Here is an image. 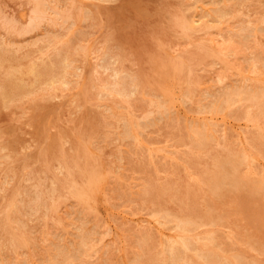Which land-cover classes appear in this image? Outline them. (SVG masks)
<instances>
[{
	"label": "rangeland",
	"instance_id": "1",
	"mask_svg": "<svg viewBox=\"0 0 264 264\" xmlns=\"http://www.w3.org/2000/svg\"><path fill=\"white\" fill-rule=\"evenodd\" d=\"M26 1L27 2L29 1V3H27ZM50 1L53 3H51ZM108 1L109 2L111 1V2L109 3ZM193 1H195V0H104V1L103 0H72V1L71 0H57V1L56 0H48L49 6H51L52 8L50 7L47 10V12L45 14V18L38 25L39 28H38V26L35 28H30L29 20L33 16V13H34L33 8L35 7V0H11V1L10 0H0V33H1L0 34V37H1L0 38V47H1V49H0V107H1L0 108V154H1V157H0V189H1L0 190V261L1 262H0V264H8V263H10V264H37V263L38 264H42V263L43 264H67L66 262H68V264H73V263H75V264H78V263L79 264H98V263L102 264L103 262L104 263L106 262L105 264H111V263L112 264H116V263L117 264H122V263L123 264H128V263H131V264H149V260H151V259L152 260L150 261V264H154V263L155 264L156 263L157 264H166L168 256H169V255H167V254H169V252H167L166 247H167V244L169 242L173 243V251L177 257L180 258V256H181L182 259L190 258L188 260L192 261L193 264H211V263H213V261H214L213 264H215V262L217 260L221 259V257H222L221 260H223L226 264H230V263L231 264H235V263L236 264H245V263L246 264H264V263H262V262H264V241H263L264 240V210H263L264 209V200H263L264 199L263 198L264 197V194H263L264 193V161H263L264 157L263 156L264 155H262V154H264V152H263L264 151V136H263L264 133L260 134V132H264V128H263L264 127V119H262V118H264V109H263L264 108V104H263L264 103V93H263V89H264V72H263V69H264L263 68L264 67V60H263L264 59V46H263L264 45L263 44L264 43V35H263L264 34L263 33L264 32V28H263V26H264V4L263 3H264V1H262V0H244V1L243 0H228L229 2H226L227 0H221V1L220 0H209V1L208 0H196L195 2H193ZM203 1H206V2H203ZM207 1H208V3H207ZM225 2L228 4L225 5L226 4ZM17 4H18V6H17ZM231 5H232V7H231ZM55 6H57V7H55ZM65 6H66V8H65ZM71 6H72V8H71ZM83 8H84V12H83V10H81ZM61 9H63L64 12ZM206 9H208V10L206 11ZM221 9H222V11H221ZM96 10H98V11H96ZM235 10H236V13H235ZM21 11H23V12H21ZM53 12H54V14H53ZM68 12H70V13H68ZM170 12H171V14H170ZM240 12H241V14H240ZM61 13H62V15H61ZM65 13H66V15H65ZM150 13L152 16L150 15ZM210 13H211V15H210ZM221 13L223 14V16ZM10 14H12V15H10ZM237 14L240 16H238ZM21 15H22V17H20ZM94 15L96 17L97 16L98 17L96 18ZM174 15H175L177 21H176ZM5 16H7V17H5ZM170 16H171V18H170ZM52 17H54V18H52ZM192 17H194V18L196 17L195 19H197V20L194 23H192L193 26H190L192 24H189V20ZM6 18L8 20H5ZM156 18L160 19L159 20L160 22ZM161 18H162L163 22H162ZM238 18H239V20H238ZM122 19H123V21H122ZM11 20H13V21H11ZM21 20H23V21H21ZM155 20H157V21H155ZM172 20H174V21H172ZM184 20H186V22H184ZM110 21H112V22H110ZM187 21H188V23H187ZM220 21H223V22H220ZM260 21H262V22H260ZM12 22H14V23H12ZM177 22H179V23H177ZM10 23H12L13 26H11ZM57 23H59V24H57ZM160 23H161V25H160ZM245 23H247V24H245ZM108 24L110 26H108ZM155 24L156 25L159 24V25L156 26ZM90 25H91V27H90ZM147 25H148V27H147ZM176 25H178V27ZM63 26H65V27L63 28ZM80 26L83 28L81 29ZM240 26H241L242 30H240L241 29ZM246 26H248V27L246 28ZM89 27H90V29H89ZM220 27H222V28H220ZM17 28H19L20 31H17V30H19ZM43 29H45L46 32ZM63 29L65 32L63 31ZM51 30L54 32V36H53V32ZM67 30H69V32ZM91 30H93V31H91ZM185 30L187 31V33ZM250 30L251 31L255 30V31L248 32ZM22 31H23V33H22ZM180 31H181V33H180ZM55 32H56V34H55ZM66 32L69 34H67ZM86 33H88V34H86ZM107 33H108V35H107ZM185 33L187 35H185ZM36 34H37V36H36ZM45 34H47V35H45ZM60 34H62V35H60ZM78 34H79V36L81 35V37H83V38L79 37ZM217 34H219V35H217ZM50 35H51V37H50ZM56 35H58V36H56ZM70 35L72 37H74L76 35L77 36L74 37L75 39L74 38L72 39V37ZM101 35H102V37H101ZM175 35H177V36H175ZM239 35H241V36H239ZM247 35H249V36H247ZM212 36H214L213 37L214 39L212 38ZM36 37H39V38L36 39ZM40 37L43 39L41 40ZM58 37L59 38L61 37L63 42L60 41L61 39H59ZM244 37H246V38H244ZM249 37H250V39H249ZM53 38H55V39H53ZM64 38H66L67 40L66 39L64 40ZM211 38H212V40H211ZM5 39L7 41H5ZM104 39H105V41H104ZM253 39H254V41H253ZM47 40H49V41H47ZM106 40H107V42H106ZM2 41H4V42H2ZM17 41H19V42H17ZM199 41H201V42L203 41V43H201ZM5 42H7V43H5ZM9 42H11V43H9ZM46 42L48 45L46 44ZM238 43H240V44H238ZM224 44H225L226 49L223 48ZM3 45H5V46H3ZM62 45H63V47H62ZM84 45H85V47H84ZM184 45H185V47H184ZM205 45H206V47H205ZM2 46H3V48H2ZM39 46H40V48H39ZM42 46H44V48ZM68 46H70V48ZM163 46H164V48H163ZM229 46H230V48H229ZM235 46H237V47H235ZM9 47H12V48L9 49ZM234 48H236V49L239 48L237 50L238 51L242 50V51L238 52L236 49L234 50ZM249 48L250 49L253 48L254 50L251 49L252 50L251 51ZM13 49H15V50H13ZM204 49H205V53H204ZM66 50L67 51L69 50V51L67 52ZM168 50L170 51V53ZM5 51H7V52H5ZM65 52L68 55H65ZM95 52H97V53L95 54ZM135 52H137L138 55ZM152 52H153V54H152ZM215 52H216V55H215ZM224 52L227 54V56L224 55ZM245 53L246 54L248 53L247 55H249V56H247ZM88 54H91V55L89 56ZM161 54H163V55H161ZM234 54H235V56H234ZM27 55H29V56H27ZM164 55H167V56L162 57ZM250 55H251V57H250ZM254 55H257V56H254ZM154 56H155V58H153ZM28 57H30V58H28ZM34 57H36L37 59ZM110 57H112V58H110ZM19 58H20V60H19ZM64 58H66V59H64ZM229 58H230V60H229ZM245 58H247L249 60L248 63H247V59H245ZM261 58H262V60H261ZM74 59H75V61H74ZM76 59H78V60L76 61ZM224 59L227 61V63H225L226 61ZM59 60H61V61H59ZM167 60H168V62H167ZM228 60H229V62H228ZM10 61H12V62H10ZM110 61H111V63H110ZM155 61H157L159 66L157 65V63ZM170 61L172 62V64ZM213 63H215V64H213ZM236 63L239 66H236ZM251 63H253V64H251ZM261 63H263V64H261ZM28 64H30L31 67ZM74 64H75V66H74ZM233 64H235V65H233ZM246 64H248L249 66H247ZM147 66L150 68H148ZM258 66H260V69ZM261 66H263V67H261ZM218 67L220 69H218ZM250 67H253V68L250 69ZM87 68H88V70H87ZM112 69H114V70H112ZM157 69H159V70H157ZM248 69H250V70H248ZM10 70L12 71V73H10L11 72ZM15 70H16V72H15ZM218 70H219V72H217ZM234 71L235 72L240 71V72L239 73L236 72V74H235ZM113 72H115V73H113ZM219 73H221L220 74L221 76L219 75ZM120 74H121V76H120ZM238 74H240V75H238ZM166 76H168L169 79ZM35 77L37 80L35 79ZM217 77H218V79H216ZM47 78H49V79H47ZM222 78H223V80H222ZM208 79H210L211 82ZM231 80L234 82L232 83ZM44 81H46V82L44 83ZM116 81L119 83L118 86L115 84ZM206 81H207V83H206ZM25 82L27 85L25 84ZM215 83H216V85H215ZM237 83L240 84V86ZM24 84H25V86H24ZM120 84H122V86ZM200 84H202V86H200ZM18 85H20V86H18ZM50 85H52V86H50ZM102 85H104V87H102ZM123 85H124V87H123ZM170 85L174 88H172ZM39 86H41V87H39ZM42 86H44V87H42ZM114 86H116V87H114ZM152 87H153V89H152ZM215 87H217V88H215ZM237 87L242 89L243 96L242 97H235L234 99H227L228 95L230 94L232 89L237 88ZM118 88H120V89L118 90ZM129 88H131L132 90L130 89V91H129ZM170 88H171V90H170ZM179 88H181V89H179ZM122 89H124V90H122ZM111 90L112 91L114 90V91L112 92ZM145 90H147V91L145 92ZM205 90H207V91H205ZM28 91H30V92H28ZM192 91H193V93H192ZM223 91L227 95L226 97H225V94L223 93ZM127 92H129V93H127ZM148 92L149 93L151 92L150 93L151 95ZM163 92H164V94H163ZM201 92H202V94H201ZM16 93H18V94H16ZM254 93H257V99H260V100L254 99V100H256L255 101L256 103L254 102L253 99L250 98L251 95ZM80 94L82 97L80 96ZM118 94L120 95V97ZM145 94H148V96ZM154 94H155V96H154ZM172 94H173L174 98L172 97ZM51 95H53V96H51ZM181 95H182V97H180ZM197 95L198 96L203 95V96H199V98H198ZM11 96H13V97H11ZM30 97H32L33 99ZM156 98H158V99H156ZM205 98H207V99H205ZM23 99H24V101H23ZM36 99H37V101H36ZM123 99L127 100V103ZM226 99H227V102H226ZM3 100H4L5 104H3L4 103ZM5 100H7V102ZM153 100H154V102H153ZM158 100H159V102H158ZM206 100H207V102H206ZM78 101H80V102H78ZM257 101L260 102V105H259V102H257ZM209 102H211V103L209 104ZM228 102L231 104H229ZM247 102H249V103H247ZM7 103H8V105H7ZM104 104H105V106L103 107ZM120 104H121V106H120ZM187 104H189V105H187ZM224 104L227 105V107ZM261 104H263V105H261ZM118 105L120 107H118ZM153 105H155V106H153ZM215 105H216V107H215ZM243 105H244V107H243ZM259 106H260V108H259ZM108 107H110V108H108ZM122 107H126V108L122 109ZM201 107H202V109H201ZM33 108H34V111L32 110ZM155 108L157 109V111ZM181 108L183 110H181ZM211 108H213V109H211ZM46 109H48V110H46ZM147 109H149V110H147ZM214 109L216 111H214ZM239 109H242L243 111L239 110ZM258 109H260V110H258ZM76 110H78V111H76ZM120 110H122V111H120ZM198 110H200L199 113H198ZM219 110L222 114L219 112ZM257 110L261 111L263 114L261 112H258ZM148 111H151V113L148 117H145V114ZM24 112H25V114H24ZM210 112H211V114H210ZM244 112L245 113L248 112V113L245 114ZM30 113H32V114L30 115ZM44 113L46 115H44ZM80 113H81V115H80ZM133 114H134V116H133ZM196 114H197V116L198 115L199 116L197 117ZM218 114H220V115H218ZM254 114H256L255 117L253 116ZM229 115H231V117L233 115H234L233 117H235V115H236V117L239 115L240 117L239 118L238 117L237 118L236 117L231 118ZM41 116H42V118H41ZM105 117H107V118H105ZM130 117L131 118L134 117L136 119H134V118L131 119ZM191 117H193V118L191 119ZM241 117H243L244 119ZM207 118H208V120L206 121ZM117 119H118V121H117ZM151 119H152L153 123H152V121L150 122ZM193 119H195V121ZM218 119H221V120H218ZM128 120H129V123H128ZM141 120H143V121H141ZM137 121L139 122L140 125L138 124ZM156 121H158V122H156ZM201 121H202V123H201ZM230 121H231V123H230ZM235 121H236V123H234ZM223 122L225 124H223ZM251 122H254V124H253L254 126L252 125ZM198 123H199V126H198ZM250 124L252 125L251 127H250ZM218 125L220 126V128ZM237 125L238 126L241 125V127L240 126L238 127ZM260 125H262L263 127H261ZM8 126L11 129H9ZM48 126H49V129H48ZM145 126H146V128H145ZM157 126H159V127H157ZM169 126H170V128H169ZM236 126L238 129L236 128ZM45 127L47 129H45ZM137 127H138V130H137ZM255 127H256V130H255ZM209 128H211V129H209ZM227 128H228V130H227ZM5 129H7L8 132H7V130L5 131ZM122 129H124V130H122ZM158 129L161 131H159ZM198 129L202 130L201 132L204 133L203 136L198 135L196 133ZM141 130H143V131H141ZM189 130H191V131H189ZM258 130H259V133H258ZM37 131H39V132H37ZM138 131H139V133H138ZM205 131H207V132H205ZM212 132L214 133V135H212L213 134ZM147 133H148V135H147ZM206 133L207 134L209 133L208 134L209 136ZM223 133H224V136H223ZM245 134H246V137H245ZM259 135H261L262 137ZM217 136L218 137L220 136V137L218 138ZM148 137H149V139H148ZM221 137H222L223 141H222ZM192 138L194 140L196 138V140L194 141ZM198 138H199V140H198ZM234 138L235 139L237 138L236 141ZM252 138H254V139H252ZM164 139H166V140L164 141ZM137 140H138L139 144L137 143ZM218 140H219V143H218ZM238 140H239V142H237ZM252 140H253V143H252ZM113 141H115V142H113ZM204 141H205V143H204ZM209 141H210V143H209ZM153 142H155V143H153ZM198 142L199 143L201 142L200 145L198 144ZM242 142H244V143H242ZM165 143H166V145H165ZM192 143H194V145ZM119 144H120V146H119ZM125 144L128 146L126 147ZM129 144H131V145H129ZM135 144H136V146H135ZM211 144H212V146H211ZM253 144H254V146H253ZM2 145H4V146H2ZM139 145H141L143 148ZM156 145H157V147H155ZM181 145H182V147H181ZM197 145H199V146H197ZM225 145H227V146H225ZM177 146L178 147L180 146V147L178 148ZM87 147H89V149ZM173 147H176V148H173ZM187 147H189V148H187ZM207 147H208L209 151L207 150ZM5 148H7V149L5 150ZM209 148H211V149H209ZM247 148H248V150H247ZM153 149H155V150H153ZM160 149H162V150H160ZM203 149H206V150H203ZM250 149H252V151ZM156 150H157V152H156ZM231 150H232V152H231ZM217 151H218V153H217ZM227 151H229V152H227ZM11 152H12V154L10 156ZM135 152H137V153L135 154ZM146 152H149V153H146ZM245 152H246V154H245ZM183 153H185V154H183ZM189 153H190V155H189ZM226 153H228V154H226ZM117 154H119V155H117ZM254 154H256V155H254ZM30 155H31V157H30ZM170 155L172 156V158L174 157L175 159L174 158L172 159ZM181 155H183V156H181ZM213 155L216 157H214ZM236 155L239 157L237 158ZM250 155H252V156L250 157ZM222 156H224V157H222ZM225 156L226 157L228 156V158H226ZM93 157H94V159H93ZM134 158H135V160H134ZM148 158H149V161H148ZM184 158H185V160H184ZM231 159L233 161H231ZM241 159H243V160H241ZM94 160H96V161H94ZM197 160H199V161H197ZM219 160L221 162H219ZM179 162L182 164H180ZM157 163H159V164H157ZM171 164H172V166H171ZM211 164H214V166H212ZM249 164H251V165H249ZM93 165H94V167H93ZM213 167L217 170H215ZM226 167H227V169H224ZM92 168L94 170H92ZM206 168H207V170H206ZM211 168H212V170H210ZM247 168H250L253 171L250 169H247ZM87 169L88 170L90 169V171H88ZM105 170H106V172L104 173ZM186 170H188V172L190 174ZM42 171H43V173H42ZM113 171H114V173H113ZM172 171H173V173H172ZM227 171H229V172H227ZM239 171H240L241 175H240ZM258 171H260V172H258ZM87 173H90L91 177ZM96 174H97V176H96ZM226 174H234L236 176L237 180H239V181H237L236 184H234V186L232 184L230 185V183L224 182L226 180H222V179H223V176ZM201 175H202V177H201ZM219 175H221V176H219ZM257 175H259V177ZM189 176H190V178H189ZM204 176H206V177H204ZM25 178H27V179H25ZM49 178H51V179H49ZM115 178H117L116 182H115ZM140 178H142V179H140ZM118 179H119V181H118ZM123 179H125V181ZM209 180H210V182H209ZM241 181L243 182V184ZM2 183H4V185ZM22 183H24V184H22ZM132 184H133V186H132ZM140 184H141V186H140ZM142 184H144V185H142ZM217 184H218V186H217ZM226 184H228V185H226ZM115 185H118V186H115ZM202 185H204V186H202ZM236 185L238 186V188ZM224 186H228L230 188L227 189V187L225 188ZM255 186L257 188H254ZM197 188H198V190H197ZM214 188H216L217 190L215 189L216 190L215 191ZM101 189H102V191H101ZM119 189H120V191H119ZM192 189H194V190L191 192ZM224 189H226V192ZM222 190H224V192H222ZM229 190H231V191H229ZM50 191H53V192H50ZM95 191H96V193H95ZM124 191H126V192H124ZM147 191H148V193H147ZM175 191H176V193H175ZM195 191H196V194H194ZM234 191H235V193H234ZM250 191H252V192H250ZM245 192L247 194H245ZM150 193H152V194H150ZM212 193H213V195H212ZM154 194H156V195H154ZM248 195H250V196H248ZM206 196L207 197L209 196L208 197L209 199ZM256 196H257V198H256ZM32 198L35 200H33ZM171 198H172V200H170ZM196 199L198 202L196 201ZM230 199H231V201H230ZM204 200H208V201H204ZM209 201H211V202H209ZM13 202H15V203H13ZM130 202H132L131 203L132 205L130 204ZM186 202L188 203V205L185 204ZM204 202H205V204H204ZM219 202L221 204H218ZM228 202H230V203H228ZM133 203H134V205H133ZM15 205H17V207ZM104 205H106V206H104ZM196 205H198L199 207ZM261 205H263V206H261ZM101 206L103 207V209H101L102 208ZM107 206L109 207V209H107L108 208ZM124 206L127 207V209ZM150 206H152V207H150ZM207 206L210 207L209 210H208ZM60 207H61V209H60ZM158 208H159V210H158ZM243 208H245V209H243ZM257 208L259 210L256 211ZM164 210L169 213V215H167V217H166L167 221L165 218H163L161 216H158V215L154 216V212L162 213V212H164ZM169 210H171V211H169ZM200 210H201V212H200ZM213 210H214V212H213ZM215 210H217L219 214H217V211H215ZM202 211H203V213H202ZM121 212H123V213H121ZM241 212H243V213H241ZM139 213H141V215ZM212 213H214V214H212ZM215 213L217 215H215ZM138 214L140 217L138 216ZM188 215H189V217L195 218L199 222V225H198L197 221H196V223H192L193 225L192 224H186L185 227L183 228V230L181 231V232L184 231L182 234V233H180V229L175 228L176 227V219L178 217H188ZM213 215H214V217H213ZM107 216H109V217L107 218ZM206 216H208L209 219ZM134 218H135V221H134ZM11 219H12V221H11ZM220 219H222V220H220ZM231 219H233L234 221ZM255 219H256V221H254ZM162 220H164V221H162ZM153 221H154V223H153ZM232 221L234 224L232 223ZM72 222L75 226L73 224H71ZM168 222H169V224L172 222L171 225H169ZM77 223H78V226H76ZM111 224H112V226H111ZM156 224L160 225L161 227L157 226ZM195 224H197V225H195ZM201 224H203V225H201ZM244 224H245V226H244ZM68 225H70V227ZM92 225H94V226H92ZM255 225L258 226V228ZM215 226H217V227H215ZM158 227H159V229H158ZM202 227H203V229H202ZM220 227H221V229H220ZM200 228H201V230H200ZM223 228L225 229L224 231H223ZM83 229H84V231H83ZM187 229L188 230L190 229V230L188 231ZM234 229H237V230L235 231ZM178 230H179V232H178ZM191 230L194 232H192ZM230 230H232V231H230ZM172 231H173V233H172ZM244 231L248 234H245ZM75 232H76V234H75ZM142 232H144L145 234ZM158 232L163 237H161L160 234L158 235ZM53 233H54V235L52 236ZM80 233H81V235H80ZM85 233H86V235H85ZM147 233L149 236L146 235ZM203 233H205V234H203ZM235 233H236V235H235ZM91 234H92V236H91ZM175 234H177V235H175ZM189 234H190V236H189ZM231 234H232V236H231ZM228 235H229V237H228ZM44 236H46V237H44ZM143 236H144V238H143ZM239 236L241 238H239ZM85 237H87V238H85ZM107 237H109V238H107ZM135 237L137 239H135ZM138 237H140V238H138ZM154 237H157V239ZM246 237L248 238V240L246 239ZM231 238L234 240L231 241L232 240ZM250 238L253 240H251ZM255 238H256V241H255ZM23 239H25V240H23ZM44 239H46L47 241ZM89 240H91V241L89 242ZM142 240L144 242H142ZM153 240H155V241H153ZM69 241H70V243H69ZM78 241H80L79 242L80 247L77 244ZM139 241L141 242V244ZM183 241L186 244H189V243L190 244L184 245ZM234 241H236V243ZM245 241H247V243H245ZM181 242H183V243L181 244ZM214 242L216 244L215 246H214ZM9 243H11V244H9ZM83 243H84V245H82ZM142 243H144V244H142ZM251 243H254V244L251 245ZM258 243H260V244H258ZM104 244H106V246ZM136 244H138V245H136ZM242 244H244V245H242ZM247 244H249V245H247ZM90 245H91V247L89 249L88 247ZM133 245L136 247H134ZM147 245H149V246H147ZM152 245L157 246V248L158 247L159 248L157 249L156 247H153ZM164 245H166V246H164ZM231 245L233 246V248ZM253 245H255V246H253ZM62 247H63V249H62ZM150 248H151V250H150ZM188 248H189V250H188ZM258 248H260V249H258ZM61 249H62V251H61ZM86 249L89 252L86 253ZM104 249H105V251H104ZM66 250H68V251L66 252ZM198 250L206 251L205 253L207 254V257L197 258V256H195L196 255L195 251H198ZM208 250H210L211 252ZM250 250H251V252H250ZM212 251H213V253L216 252L215 255L217 254L216 255V257H218L217 259L215 258ZM53 252L56 254H54ZM70 252H73V253L70 254ZM148 252H149V254H148ZM157 252L160 254H157ZM179 252H181V253H179ZM240 252H242V253H240ZM63 253H64V255H63ZM234 253H235L236 258L234 257ZM68 254L71 257L68 256ZM25 255H27V256H25ZM45 255L47 257H45ZM91 255H92V257H91ZM150 255L153 257H151ZM164 255H167V256H164ZM227 255H228V257H226ZM12 256H14V257H12ZM78 256H80V257H78ZM131 256H132V258H131ZM135 256L137 257V259ZM247 256H249V257H247ZM253 256H254V258H256L255 260H254ZM67 257H69V258H67ZM72 257H73V260H72ZM144 257H145V259H144ZM210 257H212L213 259ZM165 258H167V259H165ZM5 259H6V261H8V263L5 262ZM124 259H125V261H124ZM236 259H238V260H236ZM9 260H11V262ZM126 260H128V261L126 262ZM208 260H210V261L213 260V261L209 262ZM228 260H230L231 262ZM49 261H51V262H49ZM57 261H59V262H57ZM205 261H207V262H205ZM250 261H251V263H250ZM12 262H14V263H12ZM167 264H169V263H167Z\"/></svg>",
	"mask_w": 264,
	"mask_h": 264
},
{
	"label": "bare ground",
	"instance_id": "2",
	"mask_svg": "<svg viewBox=\"0 0 264 264\" xmlns=\"http://www.w3.org/2000/svg\"><path fill=\"white\" fill-rule=\"evenodd\" d=\"M10 1H11V0H10ZM56 1H57V0H56ZM71 1H72V0H71ZM103 1H104V0H103ZM195 1H196V0H195ZM195 1H193V2H195ZM208 1H209V0H208ZM208 1H207V3H208ZM220 1H221V0H220ZM243 1H244V0H243ZM243 1H242V2H243ZM262 1H264V0H262ZM262 1H261V2H262ZM26 2H27V1H26ZM26 2H25V3H26ZM50 2H51V1H50ZM60 2H61V1H60ZM108 2H109V1H108ZM110 2H111V1H110ZM110 2H109V3H110ZM126 2H127V1H126ZM141 2H142V1H141ZM191 2H192V1H191ZM203 2H206V1H203ZM211 2H212V1H211ZM226 2H229V1L227 0ZM226 2H225V3H226ZM27 3H29V1H28ZM51 3H53V2H51ZM63 3H64V2H63ZM63 3H62V4H63ZM130 3H131V2H130ZM214 3H215V2H214ZM218 3H219V2H218ZM237 3H238V2H237ZM237 3H236V4H237ZM20 4H21V3H20ZM73 4H74V3H73ZM135 4H136V3H135ZM176 4H177V3H176ZM199 4H200V3H199ZM212 4H213V3H212ZM227 4H228V3H226L225 5H227ZM233 4H234V3H233ZM263 4H264V3H263ZM118 5H119V4H118ZM133 5H134V4H133ZM218 5H219V4H218ZM17 6H18V4H17ZM19 6H20V5H19ZM78 6H79V5H78ZM147 6H148V5H147ZM178 6H179V5H178ZM196 6H197V5H196ZM210 6H211V5H210ZM238 6H239V5H238ZM5 7H6V6H5ZM25 7H26V6H25ZM33 7H34V6H33ZM50 7H51V6H49V2H48V0H35V7L33 8V9H34V11H33L34 13H33V16H32V17L30 18V20H29V26H30V28H35V27H37V26L41 23V21L45 18V14H46L47 10H48ZM55 7H57V6H55ZM76 7H77V6H76ZM98 7H99V6H98ZM118 7H119V6H118ZM181 7H182V6H181ZM213 7H214V6H213ZM229 7H230V6H229ZM231 7H232V5H231ZM241 7H242V6H241ZM241 7H240V8H241ZM19 8H20V7H19ZM23 8H24V7H23ZM26 8H27V7H26ZM30 8H31V7H30ZM51 8H52V7H51ZM53 8H54V7H53ZM65 8H66V6H65ZM71 8H72V6H71ZM74 8H75V7H74ZM86 8H87V7H86ZM110 8H111V7H110ZM135 8H136V7H135ZM211 8H212V7H211ZM216 8H217V7H216ZM237 8H238V7H237ZM11 9H12V8H11ZM33 9H32V10H33ZM58 9H59V8H58ZM67 9H68V8H67ZM93 9H94V8H93ZM139 9H140V8H139ZM141 9H142V8H141ZM143 9H144V8H143ZM231 9H232V8H231ZM8 10H9V9H8ZM8 10H7V11H8ZM13 10H14V9H13ZM28 10H29V9H28ZM28 10H27V11H28ZM51 10H52V9H51ZM56 10H57V9H56ZM61 10L64 12L63 9H61ZM81 10H83V12H84V8L81 9ZM136 10H137V9H136ZM198 10H199V9H198ZM200 10H201V9H200ZM207 10H208V9H206V11H207ZM212 10H213V9H212ZM237 10H238V9H237ZM15 11H16V10H15ZM49 11H50V10H49ZM79 11H80V10H79ZM89 11H90V10H89ZM89 11H88V12H89ZM96 11H98V10H96ZM146 11H147V10H146ZM203 11H204V10H203ZM221 11H222V9H221ZM225 11H226V10H225ZM241 11H242V10H241ZM244 11H245V10H244ZM248 11H249V10H248ZM2 12H3V11H2ZM5 12H6V11H5ZM21 12H23V11H21ZM30 12H31V11H30ZM30 12H29V13H30ZM58 12H59V11H58ZM63 12H62V13H63ZM104 12H105V11H104ZM164 12H165V11H164ZM214 12H215V11H214ZM216 12H217V11H216ZM219 12H220V11H219ZM238 12H239V11H238ZM62 13H61V15H62ZM68 13H70V12H68ZM76 13H77V12H76ZM98 13H99V12H98ZM102 13H103V12H102ZM142 13H143V12H142ZM148 13H149V12H148ZM235 13H236V10H235ZM252 13H253V12H252ZM48 14H49V13H48ZM51 14H52V13H51ZM53 14H54V12H53ZM77 14H78V13H77ZM164 14H165V13H164ZM166 14H167V13H166ZM170 14H171V12H170ZM186 14H187V13H186ZM221 14H222V13H221ZM226 14H227V13H226ZM240 14H241V12H240ZM10 15H12V14H10ZM10 15H9V16H10ZM23 15H24V14H23ZM57 15H58V14H57ZM65 15H66V13H65ZM70 15H71V14H70ZM79 15H80V14H79ZM98 15H99V14H98ZM102 15H103V14H102ZM150 15H151V13H150ZM193 15H194V14H193ZM201 15H202V14H201ZM210 15H211V13H210ZM216 15H217V14H216ZM235 15H236V14H235ZM237 15H238V14H237ZM254 15H255V14H254ZM47 16H48V15H47ZM83 16H84V15H83ZM89 16H90V15H89ZM94 16H95V15H94ZM116 16H117V15H116ZM140 16H141V15H140ZM151 16H152V15H151ZM153 16H154V15H153ZM165 16H166V15H165ZM196 16H197V15H196ZM222 16H223V14H222ZM238 16H240V15H238ZM242 16H243V15H242ZM242 16H241V17H242ZM5 17H7V16H5ZM20 17H22V15H21ZM29 17H30V16H29ZM56 17H57V16H56ZM84 17H85V16H84ZM95 17H96V16H95ZM95 17H94V18H95ZM97 17H98V16H97ZM97 17H96V18H97ZM100 17H101V16H100ZM143 17H144V16H143ZM143 17H142V18H143ZM160 17H161V16H160ZM174 17H175V15H174ZM174 17H173V18H174ZM214 17H215V16H214ZM8 18H9V17H8ZM15 18H16V17H15ZM18 18H19V17H18ZM48 18H49V17H48ZM52 18H54V17H52ZM59 18H60V17H59ZM63 18H64V17H63ZM68 18H69V17H68ZM71 18H72V17H71ZM116 18H117V17H116ZM170 18H171V16H170ZM182 18H183V17H182ZM195 18H196V17H195ZM195 18L192 17V18L189 20V24L194 23V22L197 20V19H195ZM217 18H218V17H217ZM242 18H243V17H242ZM246 18H247V17H246ZM248 18H249V17H248ZM250 18H251V17H250ZM72 19H73V18H72ZM92 19H93V18H92ZM128 19H129V18H128ZM156 19H158V18H156ZM175 19H176V17H175ZM183 19H184V18H183ZM183 19H182V20H183ZM209 19H210V18H209ZM215 19H216V18H215ZM243 19H244V18H243ZM3 20H4V19H3ZM5 20H8V19L6 18ZM45 20H46V19H45ZM56 20H57V19H56ZM159 20H160V19H158V21H159ZM161 20H162V18H161ZM187 20H188V19H187ZM238 20H239V18H238ZM260 20H261V19H260ZM9 21H10V20H9ZM11 21H13V20H11ZM21 21H23V20H21ZM58 21H59V20H58ZM65 21H66V20H65ZM70 21H71V20H70ZM81 21H82V20H81ZM118 21H119V20H118ZM122 21H123V19H122ZM155 21H157V20H155ZM172 21H174V20H172ZM176 21H177V19H176ZM209 21H210V20H209ZM215 21H216V20H215ZM5 22H6V21H5ZM25 22H26V21H25ZM25 22H24V23H25ZM62 22H63V21H62ZM85 22H86V21H85ZM101 22H102V21H101ZM110 22H112V21H110ZM159 22H160V21H159ZM162 22H163V20H162ZM184 22H186V20H184ZM217 22H218V21H217ZM220 22H223V21H220ZM244 22H245V21H244ZM260 22H262V21H260ZM2 23H3V22H2ZM12 23H14V22H12ZM12 23H10L11 26H13ZM15 23H16V22H15ZM26 23H27V22H26ZM45 23H46V22H45ZM59 23H60V22H59ZM59 23H57V24H59ZM146 23H147V22H146ZM165 23H166V22H165ZM177 23H179V22H177ZM187 23H188V21H187ZM231 23H232V22H231ZM239 23H240V22H239ZM248 23H249V22H248ZM21 24H22V23H21ZM49 24H50V23H49ZM53 24H54V23H53ZM79 24H80V23H79ZM126 24H127V23H126ZM163 24H164V23H163ZM163 24H162V25H163ZM245 24H247V23H245ZM260 24H261V23H260ZM2 25H3V24H2ZM10 25H9V26H10ZM15 25H16V24H15ZM22 25H23V24H22ZM67 25H68V24H67ZM85 25H86V24H85ZM102 25H103V24H102ZM128 25H129V24H128ZM155 25H156V24H155ZM158 25H159V24H158ZM158 25H156V26H158ZM160 25H161V23H160ZM180 25H181V24H180ZM23 26H24V25H23ZM108 26H110V25L108 24ZM123 26H124V25H123ZM176 26L178 27V25H176ZM190 26H193V24L190 25ZM242 26H243V25H242ZM250 26H251V25H250ZM20 27H21V26H20ZM64 27H65V26H63V28H64ZM71 27H72V26H71ZM75 27H76V26H75ZM80 27H81V26H80ZM90 27H91V25H90ZM90 27H89V29H90ZM147 27H148V25H147ZM187 27H188V26H187ZM214 27H215V26H214ZM230 27H231V26H230ZM237 27H238V26H237ZM247 27H248V26H246V28H247ZM9 28H10V27H9ZM11 28H12V27H11ZM22 28H23V27H22ZM25 28H26V27H25ZM30 28H29V29H30ZM38 28H39V26H38ZM82 28H83V27H81V29H82ZM84 28H85V27H84ZM121 28H122V27H121ZM196 28H197V27H196ZM220 28H222V27H220ZM231 28H232V27H231ZM240 28H241V26H240ZM244 28H245V27H244ZM250 28H251V27H250ZM263 28H264V26H263ZM17 29H19V28H17ZM17 29H16V30H17ZM26 29H27V28H26ZM53 29H54V28H53ZM53 29H52V30H53ZM110 29H111V28H110ZM138 29H139V28H138ZM160 29H161V28H160ZM234 29H235V28H234ZM253 29H254V28H253ZM43 30H45V29H43ZM52 30H51V31H52ZM69 30H70V29H69ZM69 30H67V31L69 32ZM85 30H86V29H85ZM179 30H180V29H179ZM181 30H182V29H181ZM238 30H239V29H238ZM240 30H242V28H241ZM248 30H249V29H248ZM255 30H256V29H255ZM255 30H252V31L250 30V31H248V32H253V31H255ZM258 30H259V29H258ZM17 31H20V29L17 30ZM40 31H41V30H40ZM53 31H54V30H53ZM53 31H52V32H53ZM55 31H56V30H55ZM58 31H59V30H58ZM58 31H57V32H58ZM63 31H64V29H63ZM74 31H75V30H74ZM91 31H93V30H91ZM165 31H166V30H165ZM173 31H174V30H173ZM185 31H186V30H185ZM195 31H196V30H195ZM228 31H229V30H228ZM243 31H244V30H243ZM256 31H257V30H256ZM45 32H46V30H45ZM48 32H49V31H48ZM48 32H47V33H48ZM64 32H65V31H64ZM175 32H176V31H175ZM204 32H205V31H204ZM207 32H208V31H207ZM210 32H211V31H210ZM8 33H9V32H8ZM22 33H23V31H22ZM62 33H63V32H62ZM66 33H67V32H66ZM89 33H90V32H89ZM92 33H93V32H92ZM173 33H174V32H173ZM176 33H177V32H176ZM176 33H175V34H176ZM178 33H179V32H178ZM180 33H181V31H180ZM183 33H184V32H183ZM186 33H187V31H186ZM186 33H185V35H187ZM227 33H228V32H227ZM240 33H241V32H240ZM243 33H244V32H243ZM246 33H247V32H246ZM258 33H259V32H258ZM263 33H264V32H263ZM0 34H1V33H0ZM24 34H25V33H24ZM39 34H40V33H39ZM55 34H56V32H55ZM58 34H59V33H58ZM67 34H69V33H67ZM71 34H72V33H71ZM75 34H76V33H75ZM83 34H84V33H83ZM86 34H88V33H86ZM142 34H143V33H142ZM156 34H157V33H156ZM165 34H166V33H165ZM203 34H204V33H203ZM207 34H208V33H207ZM210 34H211V33H210ZM253 34H254V33H253ZM45 35H47V34H45ZM60 35H62V34H60ZM107 35H108V33H107ZM172 35H173V34H172ZM214 35H215V34H214ZM217 35H219V34H217ZM229 35H230V34H229ZM250 35H251V34H250ZM261 35H262V34H261ZM263 35H264V34H263ZM2 36H3V35H2ZM18 36H19V35H18ZM36 36H37V34H36ZM53 36H54V32H53ZM56 36H58V35H56ZM66 36H67V35H66ZM70 36H71V35H70ZM76 36H77V35H76ZM76 36H74V37H76ZM78 36H79V34H78ZM86 36H87V35H86ZM175 36H177V35H175ZM175 36H174V37H175ZM233 36H234V35H233ZM239 36H241V35H239ZM247 36H249V35H247ZM253 36H254V35H253ZM47 37H48V36H47ZM50 37H51V35H50ZM71 37H72V36H71ZM74 37H72V39H73ZM79 37H81V35H80ZM79 37H78V38H79ZM84 37H85V36H84ZM101 37H102V35H101ZM182 37H183V36H182ZM213 37H214V36H212V38H213ZM251 37H252V36H251ZM0 38H1V37H0ZM25 38H26V37H25ZM32 38H33V37H32ZM32 38H31V39H32ZM37 38H39V37H36V39H37ZM40 38H41V37H40ZM48 38H49V37H48ZM58 38H59V37H58ZM81 38H83V37H81ZM86 38H87V37H86ZM187 38H188V37H187ZM212 38H211V40H212ZM238 38H239V37H238ZM244 38H246V37H244ZM244 38H243V39H244ZM31 39H30V40H31ZM42 39H43V38H41V40H42ZM53 39H55V38H53ZM59 39H61V37H60ZM65 39H66V38H64V40H65ZM74 39H75V38H74ZM213 39H214V38H213ZM227 39H228V38H227ZM229 39H230V38H229ZM249 39H250V37H249ZM2 40H3V39H2ZM20 40H21V39H20ZM30 40H29V41H30ZM41 40H40V41H41ZM66 40H67V39H66ZM68 40H69V39H68ZM85 40H86V39H85ZM109 40H110V39H109ZM191 40H192V39H191ZM199 40H200V39H199ZM215 40H216V39H215ZM232 40H233V39H232ZM5 41H7V40L5 39ZM9 41H10V40H9ZM43 41H44V40H43ZM47 41H49V40H47ZM60 41H62V39H61ZM82 41H83V40H82ZM104 41H105V39H104ZM194 41H195V40H194ZM239 41H240V40H239ZM242 41H243V40H242ZM249 41H250V40H249ZM253 41H254V39H253ZM258 41H259V40H258ZM2 42H4V41H2ZM17 42H19V41H17ZM22 42H23V41H22ZM62 42H63V41H62ZM69 42H70V41H69ZM89 42H90V41H89ZM106 42H107V40H106ZM199 42H201V41H199ZM5 43H7V42H5ZM9 43H11V42H9ZM41 43H42V42H41ZM44 43H45V42H44ZM70 43H71V42H70ZM76 43H77V42H76ZM92 43H93V42H92ZM101 43H102V42H101ZM159 43H160V42H159ZM201 43H203V41H202ZM215 43H216V42H215ZM215 43H214V44H215ZM218 43H219V42H218ZM222 43H223V42H222ZM222 43H221V44H222ZM228 43H229V42H228ZM230 43H231V42H230ZM46 44H47V42H46ZM61 44H62V43H61ZM185 44H186V43H185ZM190 44H191V43H190ZM197 44H198V43H197ZM199 44H200V43H199ZM212 44H213V43H212ZM238 44H240V43H238ZM238 44H237V45H238ZM258 44H259V43H258ZM261 44H262V43H261ZM263 44H264V43H263ZM5 45H6V44H5ZM5 45H3V46H5ZM28 45H29V44H28ZM34 45H35V44H34ZM47 45H48V44H47ZM56 45H57V44H56ZM64 45H65V44H64ZM69 45H70V44H69ZM71 45H72V44H71ZM92 45H93V44H92ZM107 45H108V44H107ZM187 45H188V44H187ZM208 45H209V44H208ZM218 45H219V44H218ZM229 45H230V44H229ZM246 45H247V44H246ZM250 45H251V44H250ZM3 46H2V48H3ZM16 46H17V45H16ZM18 46H19V45H18ZM22 46H23V45H22ZM24 46H25V45H24ZM65 46H66V45H65ZM175 46H176V45H175ZM263 46H264V45H263ZM42 47L44 48V46H42ZM54 47H55V46H54ZM62 47H63V45H62ZM68 47L70 48V46H68ZM68 47H67V48H68ZM84 47H85V45H84ZM106 47H107V46H106ZM167 47H168V46H167ZM176 47H177V46H176ZM184 47H185V45H184ZM198 47H199V46H198ZM205 47H206V45H205ZM207 47H208V46H207ZM235 47H237V46H235ZM238 47H239V46H238ZM244 47H245V46H244ZM10 48H12V47H9V49H10ZM14 48H15V47H14ZM17 48H18V47H17ZM21 48H22V47H21ZM39 48H40V46H39ZM58 48H59V47H58ZM100 48H101V47H100ZM103 48H104V47H103ZM161 48H162V47H161ZM163 48H164V46H163ZM196 48H197V47H196ZM211 48H212V47H211ZM219 48H220V47H219ZM223 48H225V44H224V47H223ZM229 48H230V46H229ZM229 48H228V49H229ZM257 48H258V47H257ZM257 48H256V49H257ZM259 48H260V47H259ZM0 49H1V47H0ZM29 49H30V48H29ZM53 49H54V48H53ZM96 49H97V48H96ZM105 49H106V48H105ZM220 49H221V48H220ZM225 49H226V48H225ZM235 49H236V48H234V50H235ZM237 49H239V48H237ZM237 49H236V50H237ZM241 49H242V48H241ZM249 49H250V48H249ZM251 49H253V48H251ZM251 49H250V50H251ZM256 49H255V50H256ZM3 50H4V49H3ZM13 50H15V49H13ZM36 50H37V49H36ZM38 50H39V49H38ZM55 50H56V49H55ZM64 50H65V49H64ZM74 50H75V49H74ZM76 50H77V49H76ZM174 50H175V49H174ZM176 50H177V49H176ZM200 50H201V49H200ZM209 50H210V49H209ZM253 50H254V49H253ZM56 51H57V50H56ZM58 51H59V50H58ZM66 51H67V50H66ZM68 51H69V50H68ZM68 51H67V52H68ZM96 51H97V50H96ZM133 51H134V50H133ZM168 51H169V50H168ZM213 51H214V50H213ZM223 51H224V50H223ZM225 51H226V50H225ZM237 51H238V50H237ZM239 51H242V50H239ZM239 51H238V52H239ZM251 51H252V50H251ZM259 51H260V50H259ZM5 52H7V51H5ZM8 52H9V51H8ZM11 52H12V51H11ZM33 52H34V51H33ZM70 52H71V51H70ZM97 52H98V51H97ZM97 52H95V54H96ZM174 52H175V51H174ZM247 52H248V51H247ZM14 53H15V52H14ZM37 53H38V52H37ZM45 53H46V52H45ZM52 53H53V52H52ZM88 53H89V52H88ZM92 53H93V52H92ZM135 53L137 54V52H135ZM162 53H163V52H162ZM169 53H170V51H169ZM171 53H172V52H171ZM204 53H205V49H204ZM222 53H223V52H222ZM229 53H230V52H229ZM229 53H228V54H229ZM232 53H233V52H232ZM234 53H235V52H234ZM240 53H241V52H240ZM41 54H42V53H41ZM59 54H60V53H59ZM59 54H58V55H59ZM152 54H153V52H152ZM165 54H166V53H165ZM174 54H175V53H174ZM207 54H208V53H207ZM217 54H218V53H217ZM245 54H246V53H245ZM247 54H248V53H247ZM247 54H246V55H247ZM65 55H68V54H66V52H65ZM88 55L90 56L91 54H88ZM137 55H138V54H137ZM147 55H148V54H147ZM161 55H163V54H161ZM213 55H214V54H213ZM213 55H212V56H213ZM215 55H216V52H215ZM218 55H219V54H218ZM224 55L227 56V54H226L225 52H224ZM260 55H261V54H260ZM15 56H16V55H15ZM25 56H26V55H25ZM27 56H29V55H27ZM104 56H105V55H104ZM152 56H153V55H152ZM165 56H167V55H164V56H162V57H165ZM174 56H175V55H174ZM209 56H210V55H209ZM234 56H235V54H234ZM241 56H242V55H241ZM241 56H240V57H241ZM247 56H249V55H247ZM247 56H246V57H247ZM254 56H257V55H254ZM12 57H13V56H12ZM23 57H24V56H23ZM61 57H62V56H61ZM159 57H160V56H159ZM172 57H173V56H172ZM217 57H218V56H217ZM240 57H239V58H240ZM250 57H251V55H250ZM262 57H263V56H262ZM4 58H5V57H4ZM13 58H14V57H13ZM16 58H17V57H16ZM28 58H30V57H28ZM32 58H33V57H32ZM34 58H36V57H34ZM39 58H40V57H39ZM39 58H38V59H39ZM49 58H50V57H49ZM66 58H67V57H66ZM66 58H64V59H66ZM87 58H88V57H87ZM110 58H112V57H110ZM153 58H155V56H154ZM157 58H158V57H157ZM160 58H161V57H160ZM219 58H220V57H219ZM221 58H222V57H221ZM223 58H224V57H223ZM226 58H227V57H226ZM247 58H248V57H247ZM247 58H245V59H247ZM22 59H23V58H22ZM36 59H37V58H36ZM92 59H93V58H92ZM94 59H95V58H94ZM203 59H204V58H203ZM240 59H241V58H240ZM256 59H257V58H256ZM19 60H20V58H19ZM25 60H26V59H25ZM34 60H35V59H34ZM34 60H33V61H34ZM72 60H73V59H72ZM72 60H71V61H72ZM77 60H78V59H76V61H77ZM100 60H101V59H100ZM224 60H225V59H224ZM229 60H230V58H229ZM229 60H228V62H229ZM243 60H244V59H243ZM261 60H262V58H261ZM263 60H264V59H263ZM21 61H22V60H21ZM36 61H37V60H36ZM59 61H61V60H59ZM69 61H70V60H69ZM69 61H68V62H69ZM74 61H75V59H74ZM85 61H86V60H85ZM87 61H88V60H87ZM102 61H103V60H102ZM157 61H158V60H157ZM157 61H155V62L157 63ZM225 61H226V60H225ZM232 61H233V60H232ZM244 61H245V60H244ZM248 61H249V60L247 59V63H248ZM251 61H252V60H251ZM251 61H250V62H251ZM10 62H12V61H10ZM16 62H17V61H16ZM31 62H32V61H31ZM62 62H63V61H62ZM65 62H66V61H65ZM106 62H107V61H106ZM151 62H152V61H151ZM167 62H168V60H167ZM170 62H171V61H170ZM175 62H176V61H175ZM215 62H216V61H215ZM235 62H236V61H235ZM29 63H30V62H29ZM70 63H71V62H70ZM70 63H69V64H70ZM77 63H78V62H77ZM110 63H111V61H110ZM132 63H133V62H132ZM148 63H149V62H148ZM225 63H227V61H226ZM259 63H260V62H259ZM259 63H258V64H259ZM34 64H35V63H34ZM161 64H162V63H161ZM161 64H160V65H161ZM171 64H172V62H171ZM213 64H215V63H213ZM251 64H253V63H251ZM251 64H250V65H251ZM256 64H257V63H256ZM261 64H263V63H261ZM21 65H22V64H21ZM28 65L30 66V64H28ZM84 65H85V64H84ZM103 65H104V64H103ZM105 65H106V64H105ZM130 65H131V64H130ZM138 65H139V64H138ZM157 65H158V63H157ZM174 65H175V64H174ZM217 65H218V64H217ZM233 65H235V64H233ZM243 65H244V64H243ZM246 65L249 66L248 64H246ZM64 66H65V65H64ZM70 66H71V65H70ZM74 66H75V64H74ZM101 66H102V65H101ZM158 66H159V65H158ZM166 66H167V65H166ZM236 66H239V65H237V63H236ZM254 66H255V65H254ZM8 67H9V66H8ZM8 67H7V68H8ZM16 67H17V66H16ZM18 67H19V66H18ZM30 67H31V66H30ZM32 67H33V66H32ZM76 67H77V66H76ZM105 67H106V66H105ZM147 67H148V66H147ZM161 67H162V66H161ZM211 67H212V66H211ZM232 67H233V66H232ZM258 67H259V69H260V66H258ZM261 67H263V66H261ZM148 68H150V67H148ZM151 68H152V67H151ZM159 68H160V67H159ZM233 68H234V67H233ZM248 68H249V67H248ZM251 68H253V67H250V69H251ZM263 68H264V67H263ZM8 69H9V68H8ZM19 69H20V68H19ZM82 69H83V68H82ZM104 69H105V68H104ZM218 69H220V68L218 67ZM229 69H230V68H229ZM250 69H248V70H250ZM254 69H255V68H254ZM17 70H18V69H17ZM87 70H88V68H87ZM108 70H109V69H108ZM112 70H114V69H112ZM150 70H151V69H150ZM157 70H159V69H157ZM161 70H162V69H161ZM166 70H167V69H166ZM222 70H223V69H222ZM222 70H221V71H222ZM5 71H6V70H5ZM10 71H11V70H10ZM19 71H20V70H19ZM65 71H66V70H65ZM97 71H98V70H97ZM155 71H156V70H155ZM164 71H165V70H164ZM211 71H212V70H211ZM246 71H247V70H246ZM246 71H245V72H246ZM252 71H253V70H252ZM15 72H16V70H15ZM36 72H37V71H36ZM67 72H68V71H67ZM94 72H95V71H94ZM117 72H118V71H117ZM143 72H144V71H143ZM162 72H163V71H162ZM217 72H219V70H218ZM217 72H216V73H217ZM234 72H235V71H234ZM236 72H237V71H236ZM236 72H235V74H236ZM239 72H240V71H238L237 73H239ZM263 72H264V69H263ZM10 73H12V71H11ZM113 73H115V72H113ZM147 73H148V72H147ZM159 73H160V72H159ZM166 73H167V72H166ZM168 73H169V72H168ZM171 73H172V72H171ZM230 73H231V72H230ZM242 73H243V72H242ZM246 73H247V72H246ZM251 73H252V72H251ZM36 74H37V73H36ZM81 74H82V73H81ZM123 74H124V73H123ZM145 74H146V73H145ZM145 74H144V75H145ZM211 74H212V73H211ZM220 74H221V73H219V75H220ZM226 74H227V73H226ZM235 74H234V75H235ZM247 74H248V73H247ZM146 75H147V74H146ZM232 75H233V74H232ZM238 75H240V74H238ZM250 75H251V74H250ZM61 76H62V75H61ZM116 76H117V75H116ZM120 76H121V74H120ZM128 76H129V75H128ZM171 76H172V75H171ZM182 76H183V75H182ZM220 76H221V75H220ZM222 76H223V75H222ZM242 76H243V75H242ZM257 76H258V75H257ZM117 77H118V76H117ZM166 77L168 78V76H166ZM209 77H210V76H209ZM225 77H226V76H225ZM243 77H244V76H243ZM254 77H255V76H254ZM260 77H261V76H260ZM105 78H106V77H105ZM107 78H108V77H107ZM112 78H113V77H112ZM118 78H119V77H118ZM207 78H208V77H207ZM35 79H36V77H35ZM47 79H49V78H47ZM59 79H60V78H59ZM121 79H122V78H121ZM168 79H169V78H168ZM216 79H218V77H217ZM240 79H241V78H240ZM246 79H247V78H246ZM255 79H256V78H255ZM23 80H24V79H23ZM36 80H37V79H36ZM50 80H51V79H50ZM54 80H55V79H54ZM95 80H96V79H95ZM112 80H113V79H112ZM208 80L210 81V79H208ZM208 80H207V81H208ZM222 80H223V78H222ZM235 80H236V79H235ZM252 80H253V79H252ZM262 80H263V79H262ZM262 80H261V81H262ZM24 81H25V80H24ZM48 81H49V80H48ZM57 81H58V80H57ZM89 81H90V80H89ZM131 81H132V80H131ZM163 81H164V80H163ZM184 81H185V80H184ZM207 81H206V83H207ZM220 81H221V80H220ZM236 81H237V80H236ZM243 81H244V80H243ZM256 81H257V80H256ZM33 82H34V81H33ZM45 82H46V81H44V83H45ZM65 82H66V81H65ZM65 82H64V83H65ZM69 82H70V81H69ZM77 82H78V81H77ZM100 82H101V81H100ZM111 82H112V81H111ZM121 82H122V81H121ZM126 82H127V81H126ZM210 82H211V81H210ZM222 82H223V81H222ZM231 82L233 83L234 81L231 80ZM238 82H239V81H238ZM246 82H247V81H246ZM262 82H263V81H262ZM34 83H35V82H34ZM49 83H50V82H49ZM51 83H52V82H51ZM58 83H59V82H58ZM58 83H57V84H58ZM61 83H62V82H61ZM67 83H68V82H67ZM71 83H72V82H71ZM108 83H109V82H108ZM108 83H107V84H108ZM159 83H160V82H159ZM219 83H220V82H219ZM235 83H236V82H235ZM3 84H4V83H3ZM25 84H26V82H25ZM25 84H24V86H25ZM42 84H43V83H42ZM46 84H47V83H46ZM53 84H54V83H53ZM77 84H78V83H77ZM102 84H103V83H102ZM115 84L118 86L119 83L116 81ZM131 84H132V83H131ZM170 84H171V83H170ZM181 84H182V83H181ZM225 84H226V83H225ZM237 84H238V83H237ZM26 85H27V84H26ZM110 85H111V84H110ZM120 85L122 86V84H120ZM152 85H153V84H152ZM162 85H163V84H162ZM171 85H172V84H171ZM171 85H170V86H171ZM212 85H213V84H212ZM215 85H216V83H215ZM238 85L240 86V84H238ZM241 85H242V84H241ZM243 85H244V84H243ZM252 85H253V84H252ZM256 85H257V84H256ZM18 86H20V85H18ZM37 86H38V85H37ZM45 86H46V85H45ZM50 86H52V85H50ZM54 86H55V85H54ZM111 86H112V85H111ZM200 86H202V84H200ZM213 86H214V85H213ZM218 86H219V85H218ZM218 86H217V87H218ZM247 86H248V85H247ZM259 86H260V85H259ZM2 87H3V86H2ZM33 87H34V86H33ZM33 87H32V88H33ZM39 87H41V86H39ZM42 87H44V86H42ZM102 87H104V85H102ZM106 87H107V86H106ZM114 87H116V86H114ZM123 87H124V85H123ZM159 87H160V86H159ZM171 87H172V86H171ZM180 87H181V86H180ZM211 87H212V86H211ZM217 87H215V88H217ZM223 87H224V86H223ZM234 87H235V86H234ZM3 88H4V87H3ZM36 88H37V87H36ZM36 88H35V89H36ZM65 88H66V87H65ZM121 88H122V87H121ZM131 88H132V87H131ZM131 88H129V91H130ZM137 88H138V87H137ZM172 88H174V87H172ZM182 88H183V87H182ZM212 88H213V87H212ZM229 88H230V87H229ZM232 88H233V87H232ZM249 88H250V87H249ZM256 88H257V87H256ZM39 89H40V88H39ZM48 89H49V88H48ZM53 89H54V88H53ZM67 89H68V88H67ZM104 89H105V88H104ZM119 89H120V88H118V90H119ZM132 89H133V88H132ZM132 89H131V90H132ZM152 89H153V87H152ZM179 89H181V88H179ZM193 89H194V88H193ZM199 89H200V88H199ZM225 89H226V88H225ZM225 89H224V90H225ZM230 89H231V88H230ZM42 90H43V89H42ZM114 90H115V89H114ZM114 90H113V91H114ZM122 90H124V89H122ZM137 90H138V89H137ZM142 90H143V89H142ZM161 90H162V89H161ZM164 90H165V89H164ZM167 90H168V89H167ZM170 90H171V88H170ZM210 90H211V89H210ZM212 90H213V89H212ZM219 90H220V89H219ZM249 90H250V89H249ZM32 91H33V90H32ZM62 91H63V90H62ZM105 91H106V90H105ZM111 91H112V90H111ZM113 91H112V92H113ZM126 91H127V90H126ZM146 91H147V90H145V92H146ZM175 91H176V90H175ZM205 91H207V90H205ZM28 92H30V91H28ZM47 92H48V91H47ZM118 92H119V91H118ZM164 92H165V91H164ZM164 92H163V94H164ZM179 92H180V91H179ZM197 92H198V91H197ZM210 92H211V91H210ZM212 92H213V91H212ZM228 92H229V91H228ZM25 93H26V92H25ZM102 93H103V92H102ZM108 93H109V92H108ZM127 93H129V92H127ZM131 93H132V92H131ZM135 93H136V92H135ZM148 93H149V92H148ZM150 93H151V92H150ZM150 93H149V94H150ZM161 93H162V92H161ZM169 93H170V92H169ZM192 93H193V91H192ZM214 93H215V92H214ZM219 93H220V92H219ZM223 93L225 94L224 91H223ZM223 93H222V94H223ZM263 93H264V89H263ZM6 94H7V93H6ZM16 94H18V93H16ZM111 94H112V93H111ZM116 94H117V93H116ZM170 94H171V93H170ZM173 94H174V93H173ZM173 94H172V97H173ZM201 94H202V92H201ZM4 95H5V94H4ZM21 95H22V94H21ZM23 95H24V94H23ZM118 95H119V94H118ZM139 95H140V94H139ZM143 95H144V94H143ZM145 95L148 96V94H145ZM150 95H151V94H150ZM158 95H159V94H158ZM6 96H7V95H6ZM13 96H14V95H13ZM13 96H11V97H13ZM51 96H53V95H51ZM80 96H81V94H80ZM80 96H79V97H80ZM99 96H100V95H99ZM154 96H155V94H154ZM156 96H157V95H156ZM185 96H186V95H185ZM199 96H203V95H199ZM199 96L197 95L198 98H199ZM204 96H205V95H204ZM215 96H216V95H215ZM223 96H224V95H223ZM226 96H227V95L225 94V97H226ZM242 96H243V91H242V89L239 88V87H237V88L232 89V91H231L230 94L228 95V98H227V99H234L235 97H242ZM261 96H262V95H261ZM2 97H3V96H2ZM14 97H15V96H14ZM20 97H21V96H20ZM26 97H27V96H26ZM49 97H50V96H49ZM59 97H60V96H59ZM81 97H82V96H81ZM114 97H115V96H114ZM119 97H120V95H119ZM126 97H127V96H126ZM180 97H182V95H181ZM186 97H187V96H186ZM209 97H210V96H209ZM15 98H16V97H15ZM18 98H19V97H18ZM30 98H32V97H30ZM52 98H53V97H52ZM149 98H150V97H149ZM158 98H159V97H158ZM158 98H156V99H158ZM173 98H174V97H173ZM192 98H193V97H192ZM203 98H204V97H203ZM215 98H216V97H215ZM250 98L253 99V100H254V99H257V93L252 94ZM5 99H6V98H5ZM7 99H8V98H7ZM20 99H21V98H20ZM20 99H19V100H20ZM32 99H33V98H32ZM47 99H48V98H47ZM142 99H143V98H142ZM177 99H178V98H177ZM184 99H185V98H184ZM200 99H201V98H200ZM205 99H207V98H205ZM219 99H220V98H219ZM222 99H223V98H222ZM227 99H226V102H227ZM9 100H10V99H9ZM88 100H89V99H88ZM123 100H125V99H123ZM182 100H183V99H182ZM216 100H217V99H216ZM257 100H260V99H257ZM261 100H262V99H261ZM5 101L7 102V100H5ZM23 101H24V99H23ZM36 101H37V99H36ZM41 101H42V100H41ZM125 101H126V103H127V100H125ZM145 101H146V100H145ZM156 101H157V100H156ZM175 101H176V100H175ZM178 101H179V100H178ZM204 101H205V100H204ZM249 101H250V100H249ZM255 101H256V100H254V102H255ZM3 102H4V100H3ZM14 102H15V101H14ZM73 102H74V101H73ZM78 102H80V101H78ZM150 102H151V101H150ZM150 102H149V103H150ZM153 102H154V100H153ZM158 102H159V100H158ZM188 102H189V101H188ZM196 102H197V101H196ZM201 102H202V101H201ZM206 102H207V100H206ZM217 102H218V101H217ZM229 102H230V101H229ZM229 102H228V103H229ZM241 102H242V101H241ZM251 102H252V101H251ZM257 102H259V101H257ZM18 103H19V102H18ZM32 103H33V102H32ZM180 103H181V102H180ZM182 103H183V102H182ZM203 103H204V102H203ZM210 103H211V102H209V104H210ZM212 103H213V102H212ZM218 103H219V102H218ZM222 103H223V102H222ZM247 103H249V102H247ZM255 103H256V102H255ZM262 103H263V102H262ZM3 104H5V102H4ZM21 104H22V103H21ZM30 104H31V103H30ZM36 104H37V103H36ZM72 104H73V103H72ZM113 104H114V103H113ZM118 104H119V103H118ZM229 104H231V103H229ZM243 104H244V103H243ZM245 104H246V103H245ZM263 104H264V103H263ZM263 104H261V105H263ZM7 105H8V103H7ZM7 105H6V106H7ZM175 105H176V104H175ZM187 105H189V104H187ZM194 105H195V104H194ZM196 105H197V104H196ZM204 105H205V104H204ZM224 105H225V104H224ZM259 105H260V102H259ZM20 106H21V105H20ZM24 106H25V105H24ZM104 106H105V104L103 105V107H104ZM120 106H121V104H120ZM120 106L118 105V107H120ZM153 106H155V105H153ZM176 106H177V105H176ZM185 106H186V105H185ZM201 106H202V105H201ZM225 106L227 107V105H225ZM239 106H240V105H239ZM245 106H246V105H245ZM255 106H256V105H255ZM77 107H78V106H77ZM82 107H83V106H82ZM100 107H101V106H100ZM110 107H111V106H110ZM110 107H108V108H110ZM131 107H132V106H131ZM190 107H191V106H190ZM192 107H193V106H192ZM202 107H203V106H202ZM202 107H201V109H202ZM204 107H205V106H204ZM213 107H214V106H213ZM215 107H216V105H215ZM219 107H220V106H219ZM219 107H218V108H219ZM231 107H232V106H231ZM243 107H244V105H243ZM253 107H254V106H253ZM253 107H252V108H253ZM0 108H1V107H0ZM25 108H26V107H25ZM123 108H126V107H122V109H123ZM159 108H160V107H159ZM207 108H208V107H207ZM246 108H247V107H246ZM246 108H245V109H246ZM254 108H255V107H254ZM259 108H260V106H259ZM14 109H15V108H14ZM16 109H17V108H16ZM74 109H75V108H74ZM155 109H156V108H155ZM160 109H161V108H160ZM160 109H159V110H160ZM186 109H187V108H186ZM198 109H199V108H198ZM211 109H213V108H211ZM211 109H210V110H211ZM248 109H249V108H248ZM263 109H264V108H263ZM24 110H25V109H24ZM30 110H31V109H30ZM32 110L34 111V108H33ZM46 110H48V109H46ZM72 110H73V109H72ZM89 110H90V109H89ZM126 110H127V109H126ZM143 110H144V109H143ZM147 110H149V109H147ZM151 110H152V109H151ZM181 110H183V109L181 108ZM210 110H209V111H210ZM228 110H229V109H228ZM236 110H237V109H236ZM239 110H242V109H239ZM246 110H247V109H246ZM249 110H250V109H249ZM258 110H260V109H258ZM258 110H257V111H258ZM9 111H10V110H9ZM13 111H14V110H13ZM26 111H27V110H26ZM26 111H25V112H26ZM76 111H78V110H76ZM120 111H122V110H120ZM120 111H119V112H120ZM156 111H157V109H156ZM193 111H194V110H193ZM196 111H197V110H196ZM199 111H200V110H198V113H199ZM206 111H207V110H206ZM214 111H216V110L214 109ZM217 111H218V110H217ZM229 111H230V110H229ZM242 111H243V110H242ZM254 111H255V110H254ZM21 112H22V111H21ZM25 112H24V114H25ZM27 112H28V111H27ZM60 112H61V111H60ZM88 112H89V111H88ZM92 112H93V111H92ZM127 112H128V111H127ZM161 112H162V111H161ZM191 112H192V111H191ZM191 112H190V113H191ZM219 112H220V110H219ZM238 112H239V111H238ZM238 112H237V113H238ZM255 112H256V111H255ZM258 112H261V111H258ZM45 113H46V112H45ZM45 113H44V115H46ZM144 113H145V112H144ZM150 113H151V111H148V112L145 114V117H148V116L150 115ZM170 113H171V112H170ZM188 113H189V112H188ZM196 113H197V112H196ZM200 113H201V112H200ZM220 113H221V112H220ZM223 113H224V112H223ZM232 113H233V112H232ZM244 113H245V112H244ZM246 113H248V112H246ZM246 113H245V114H246ZM251 113H252V112H251ZM256 113H257V112H256ZM261 113H262V112H261ZM31 114H32V113H30V115H31ZM88 114H89V113H88ZM88 114H87V115H88ZM172 114H173V113H172ZM210 114H211V112H210ZM221 114H222V113H221ZM228 114H229V113H228ZM233 114H234V113H233ZM245 114H244V115H245ZM252 114H253V113H252ZM252 114H251V115H252ZM259 114H260V113H259ZM262 114H263V113H262ZM262 114H261V115H262ZM44 115H43V116H44ZM80 115H81V113H80ZM102 115H103V114H102ZM112 115H113V114H112ZM120 115H121V114H120ZM122 115H123V114H122ZM129 115H130V114H129ZM193 115H194V114H193ZM202 115H203V114H202ZM202 115H201V116H202ZM214 115H215V114H214ZM216 115H217V114H216ZM218 115H220V114H218ZM231 115H232V114H231ZM231 115H229V116L231 117ZM27 116H28V115H27ZM114 116H115V115H114ZM130 116H131V115H130ZM133 116H134V114H133ZM156 116H157V115H156ZM159 116H160V115H159ZM162 116H163V115H162ZM164 116H165V115H164ZM169 116H170V115H169ZM171 116H172V115H171ZM177 116H178V115H177ZM196 116H197V114H196ZM198 116H199V115H198ZM198 116H197V117H198ZM203 116H204V115H203ZM208 116H209V115H208ZM223 116H224V115H223ZM233 116H234V115H233ZM233 116H232V117H233ZM253 116L255 117L256 114H254ZM52 117H53V116H52ZM102 117H103V116H102ZM131 117H132V116H131ZM131 117H130V118H131ZM143 117H144V116H143ZM178 117H179V116H178ZM206 117H207V116H206ZM219 117H220V116H219ZM227 117H228V116H227ZM232 117H231V118H232ZM235 117H236V115H235ZM235 117H233V118H235ZM237 117L239 118L240 116L238 115ZM237 117H236V118H237ZM251 117H252V116H251ZM41 118H42V116H41ZM78 118H79V117H78ZM82 118H83V117H82ZM105 118H107V117H105ZM108 118H109V117H108ZM113 118H114V117H113ZM118 118H119V117H118ZM120 118H121V117H120ZM122 118H123V117H122ZM133 118H134V117H133ZM133 118H131V119H133ZM150 118H151V117H150ZM192 118H193V117H191V119H192ZM228 118H229V117H228ZM241 118H243V117H241ZM248 118H249V117H248ZM58 119H59V118H58ZM70 119H71V118H70ZM89 119H90V118H89ZM124 119H125V118H124ZM134 119H136V118H134ZM142 119H143V118H142ZM152 119H153V118H152ZM152 119L150 120V122L152 121ZM172 119H173V118H172ZM180 119H181V118H180ZM211 119H212V118H211ZM213 119H214V118H213ZM225 119H226V118H225ZM243 119H244V118H243ZM262 119H264V118H262ZM40 120H41V119H40ZM120 120H121V119H120ZM177 120H178V119H177ZM193 120L195 121V119H193ZM201 120H202V119H201ZM207 120H208V118L206 119V121H207ZM218 120H221V119H218ZM233 120H234V119H233ZM236 120H237V119H236ZM246 120H247V119H246ZM252 120H253V119H252ZM9 121H10V120H9ZM90 121H91V120H90ZM117 121H118V119H117ZM141 121H143V120H141ZM186 121H187V120H186ZM199 121H200V120H199ZM216 121H217V120H216ZM225 121H226V120H225ZM21 122H22V121H21ZM40 122H41V121H40ZM134 122H135V121H134ZM137 122H138V121H137ZM147 122H148V121H147ZM156 122H158V121H156ZM197 122H198V121H197ZM203 122H204V121H203ZM209 122H210V121H209ZM240 122H241V121H240ZM248 122H249V121H248ZM29 123H30V122H29ZM110 123H111V122H110ZM124 123H125V122H124ZM128 123H129V120H128ZM132 123H133V122H132ZM152 123H153V121H152ZM160 123H161V122H160ZM169 123H170V122H169ZM192 123H193V122H192ZM192 123H191V124H192ZM194 123H195V122H194ZM201 123H202V121H201ZM204 123H205V122H204ZM230 123H231V121H230ZM234 123H236V121H235ZM234 123H233V124H234ZM251 123H252V125L254 124V122H251ZM261 123H262V122H261ZM116 124H117V123H116ZM138 124H139V122H138ZM161 124H162V123H161ZM189 124H190V123H189ZM196 124H197V123H196ZM205 124H206V123H205ZM217 124H218V123H217ZM223 124H225V123L223 122ZM226 124H227V123H226ZM125 125H126V124H125ZM128 125H129V124H128ZM130 125H131V124H130ZM139 125H140V124H139ZM156 125H157V124H156ZM210 125H211V124H210ZM213 125H214V124H213ZM215 125H216V124H215ZM235 125H236V124H235ZM243 125H244V124H243ZM252 125L250 124V127H251ZM255 125H256V124H255ZM258 125H259V124H258ZM66 126H67V125H66ZM134 126H135V125H134ZM141 126H142V125H141ZM192 126H193V125H192ZM198 126H199V123H198ZM201 126H202V125H201ZM211 126H212V125H211ZM218 126H219V125H218ZM228 126H229V125H228ZM237 126H238V125H237ZM237 126H236V128H237ZM239 126L241 127V125H239ZM239 126H238V127H239ZM246 126H247V125H246ZM253 126H254V125H253ZM260 126L263 127L262 125H260ZM2 127H3V126H2ZM14 127H15V126H14ZM38 127H39V126H38ZM121 127H122V126H121ZM142 127H143V126H142ZM153 127H154V126H153ZM157 127H159V126H157ZM186 127H187V126H186ZM202 127H203V126H202ZM250 127H249V128H250ZM8 128L11 129L9 126H8ZM122 128H123V127H122ZM124 128H125V127H124ZM145 128H146V126H145ZM163 128H164V127H163ZM169 128H170V126H169ZM187 128H188V127H187ZM193 128H194V127H193ZM193 128H192V129H193ZM198 128H199V127H198ZM214 128H215V127H214ZM217 128H218V127H217ZM219 128H220V126H219ZM253 128H254V127H253ZM263 128H264V127H263ZM2 129H3V128H2ZM45 129H47V128L45 127ZM48 129H49V126H48ZM52 129H53V128H52ZM188 129H189V128H188ZM205 129H206V128H205ZM209 129H211V128H209ZM221 129H222V128H221ZM223 129H224V128H223ZM229 129H230V128H229ZM237 129H238V128H237ZM6 130H7V129H5V131H6ZM122 130H124V129H122ZM130 130H131V129H130ZM137 130H138V127H137ZM143 130H144V129H143ZM143 130H141V131H143ZM158 130H159V129H158ZM207 130H208V129H207ZM216 130H217V129H216ZM227 130H228V128H227ZM246 130H247V129H246ZM249 130H250V129H249ZM253 130H254V129H253ZM255 130H256V127H255ZM9 131H10V130H9ZM159 131H161V130H159ZM189 131H191V130H189ZM193 131H194V130H193ZM195 131H196V130H195ZM201 131H202L201 129H200V130L198 129L196 133H197L198 135H202V136H203L204 133L201 132ZM241 131H242V130H241ZM7 132H8V130H7ZM10 132H11V131H10ZM10 132H9V133H10ZM37 132H39V131H37ZM154 132H155V131H154ZM172 132H173V131H172ZM205 132H207V131H205ZM214 132H215V131H214ZM217 132H218V131H217ZM239 132H240V131H239ZM5 133H6V132H5ZM64 133H65V132H64ZM71 133H72V132H71ZM107 133H108V132H107ZM109 133H110V132H109ZM120 133H121V132H120ZM133 133H134V132H133ZM138 133H139V131H138ZM156 133H157V132H156ZM212 133H213V132H212ZM248 133H249V132H248ZM256 133H257V132H256ZM258 133H259V130H258ZM261 133L263 134L264 132H260V134H261ZM17 134H18V133H17ZM122 134H123V133H122ZM194 134H195V133H194ZM206 134H207V133H206ZM208 134H209V133H208ZM208 134H207V135H208ZM225 134H226V133H225ZM254 134H255V133H254ZM50 135H51V134H50ZM65 135H66V134H65ZM125 135H126V134H125ZM147 135H148V133H147ZM151 135H152V134H151ZM172 135H173V134H172ZM187 135H188V134H187ZM212 135H214V133H213ZM220 135H221V134H220ZM240 135H241V134H240ZM42 136H43V135H42ZM45 136H46V135H45ZM120 136H121V135H120ZM208 136H209V135H208ZM223 136H224V133H223ZM259 136H261V135H259ZM259 136H258V137H259ZM263 136H264V135H263ZM46 137H47V136H46ZM87 137H88V136H87ZM135 137H136V136H135ZM145 137H146V136H145ZM151 137H152V136H151ZM151 137H150V138H151ZM198 137H199V136H198ZM217 137H218V136H217ZM219 137H220V136H219ZM219 137H218V138H219ZM245 137H246V134H245ZM258 137H257V138H258ZM261 137H262V136H261ZM15 138H16V137H15ZM38 138H39V137H38ZM47 138H48V137H47ZM124 138H125V137H124ZM146 138H147V137H146ZM166 138H167V137H166ZM214 138H215V137H214ZM232 138H233V137H232ZM240 138H241V137H240ZM242 138H243V137H242ZM16 139H17V138H16ZM68 139H69V138H68ZM115 139H116V138H115ZM142 139H143V138H142ZM148 139H149V137H148ZM192 139H193V138H192ZM204 139H205V138H204ZM211 139H212V138H211ZM221 139H222V137H221ZM234 139H235V138H234ZM236 139H237V138H236ZM236 139H235V141H236ZM252 139H254V138H252ZM262 139H263V138H262ZM48 140H49V139H48ZM64 140H65V139H64ZM133 140H134V139H133ZM143 140H144V139H143ZM165 140H166V139H164V141H165ZM175 140H176V139H175ZM189 140H190V139H189ZM189 140H188V141H189ZM193 140H194V139H193ZM193 140H192V141H193ZM195 140H196V138H195ZM195 140H194V141H195ZM198 140H199V138H198ZM198 140H197V141H198ZM205 140H206V139H205ZM216 140H217V139H216ZM231 140H232V139H231ZM67 141H68V140H67ZM164 141H163V142H164ZM190 141H191V140H190ZM222 141H223V139H222ZM228 141H229V140H228ZM244 141H245V140H244ZM13 142H14V141H13ZM27 142H28V141H27ZM113 142H115V141H113ZM122 142H123V141H122ZM130 142H131V141H130ZM143 142H144V141H143ZM148 142H149V141H148ZM156 142H157V141H156ZM169 142H170V141H169ZM213 142H214V141H213ZM232 142H233V141H232ZM237 142H239V140H238ZM237 142H236V143H237ZM48 143H49V142H48ZM67 143H68V142H67ZM125 143H126V142H125ZM137 143H138V140H137ZM149 143H150V142H149ZM153 143H155V142H153ZM157 143H158V142H157ZM161 143H162V142H161ZM200 143H201V142H200ZM200 143L198 142L199 145H200ZM204 143H205V141H204ZM207 143H208V142H207ZM207 143H206V144H207ZM209 143H210V141H209ZM218 143H219V140H218ZM227 143H228V142H227ZM230 143H231V142H230ZM242 143H244V142H242ZM252 143H253V140H252ZM13 144H14V143H13ZM138 144H139V143H138ZM141 144H142V143H141ZM158 144H159V143H158ZM169 144H170V143H169ZM182 144H183V143H182ZM192 144L194 145V143H192ZM234 144H235V143H234ZM245 144H246V143H245ZM257 144H258V143H257ZM14 145H15V144H14ZM90 145H91V144H90ZM125 145H126V144H125ZM129 145H131V144H129ZM165 145H166V143H165ZM199 145H197V146H199ZM222 145H223V144H222ZM230 145H231V144H230ZM243 145H244V144H243ZM2 146H4V145H2ZM7 146H8V145H7ZM49 146H50V145H49ZM117 146H118V145H117ZM119 146H120V144H119ZM127 146H128V145H126V147H127ZM132 146H133V145H132ZM135 146H136V144H135ZM137 146H138V145H137ZM139 146H141V145H139ZM143 146H144V145H143ZM145 146H146V145H145ZM173 146H174V145H173ZM211 146H212V144H211ZM225 146H227V145H225ZM228 146H229V145H228ZM240 146H241V145H240ZM244 146H245V145H244ZM253 146H254V144H253ZM141 147H142V146H141ZM155 147H157V145H156ZM158 147H159V146H158ZM161 147H162V146H161ZM166 147H167V146H166ZM177 147H178V146H177ZM179 147H180V146H179ZM179 147H178V148H179ZM181 147H182V145H181ZM185 147H186V146H185ZM203 147H204V146H203ZM87 148L89 149V147H87ZM113 148H114V147H113ZM116 148H117V147H116ZM142 148H143V147H142ZM146 148H147V147H146ZM151 148H152V147H151ZM159 148H160V147H159ZM159 148H158V149H159ZM173 148H176V147H173ZM173 148H172V149H173ZM187 148H189V147H187ZM223 148H224V147H223ZM229 148H230V147H229ZM234 148H235V147H234ZM6 149H7V148H5V150H6ZM15 149H16V148H15ZM38 149H39V148H38ZM117 149H118V148H117ZM163 149H164V148H163ZM172 149H171V150H172ZM191 149H192V148H191ZM201 149H202V148H201ZM209 149H211V148H209ZM218 149H219V148H218ZM227 149H228V148H227ZM237 149H238V148H237ZM242 149H243V148H242ZM258 149H259V148H258ZM119 150H120V149H119ZM153 150H155V149H153ZM160 150H162V149H160ZM164 150H165V149H164ZM188 150H189V149H188ZM193 150H194V149H193ZM196 150H197V149H196ZM203 150H206V149H203ZM207 150H208V147H207ZM216 150H217V149H216ZM247 150H248V148H247ZM250 150L252 151V149H250ZM28 151H29V150H28ZM37 151H38V150H37ZM87 151H88V150H87ZM124 151H125V150H124ZM175 151H176V150H175ZM208 151H209V150H208ZM220 151H221V150H220ZM238 151H239V150H238ZM88 152H89V151H88ZM119 152H120V151H119ZM125 152H126V151H125ZM151 152H152V151H151ZM156 152H157V150H156ZM168 152H169V151H168ZM210 152H211V151H210ZM210 152H209V153H210ZM227 152H229V151H227ZM231 152H232V150H231ZM254 152H255V151H254ZM254 152H253V153H254ZM263 152H264V151H263ZM16 153H17V152H16ZM95 153H96V152H95ZM121 153H122V152H121ZM128 153H129V152H128ZM128 153H127V154H128ZM136 153H137V152H135V154H136ZM146 153H149V152H146ZM166 153H167V152H166ZM176 153H177V152H176ZM194 153H195V152H194ZM217 153H218V151H217ZM251 153H252V152H251ZM11 154H12V152L10 153V156H11ZM131 154H132V153H131ZM162 154H163V153H162ZM170 154H171V153H170ZM178 154H179V153H178ZM181 154H182V153H181ZM183 154H185V153H183ZM192 154H193V153H192ZM206 154H207V153H206ZM213 154H214V153H213ZM223 154H224V153H223ZM226 154H228V153H226ZM232 154H233V153H232ZM245 154H246V152H245ZM245 154H244V155H245ZM256 154H257V153H256ZM256 154H254V155H256ZM91 155H92V154H91ZM117 155H119V154H117ZM137 155H138V154H137ZM153 155H154V154H153ZM189 155H190V153H189ZM203 155H204V154H203ZM207 155H208V154H207ZM215 155H216V154H215ZM237 155H238V154H237ZM237 155H236V156H237ZM241 155H242V154H241ZM252 155H253V154H252ZM252 155H250V157H251ZM260 155H261V154H260ZM262 155H264V154H262ZM64 156H65V155H64ZM86 156H87V155H86ZM94 156H95V155H94ZM156 156H157V155H156ZM160 156H161V155H160ZM170 156H171V155H170ZM181 156H183V155H181ZM201 156H202V155H201ZM213 156H214V155H213ZM213 156H212V157H213ZM228 156H229V155H228ZM228 156H227V157L225 156V157L228 158ZM245 156H246V155H245ZM0 157H1V154H0ZM5 157H6V156H5ZM5 157H4V158H5ZM30 157H31V155H30ZM78 157H79V156H78ZM115 157H116V156H115ZM142 157H143V156H142ZM153 157H154V156H153ZM165 157H166V156H165ZM168 157H169V156H168ZM212 157H211V158H212ZM214 157H216V156H214ZM222 157H224V156H222ZM229 157H230V156H229ZM238 157H239V156H237V158H238ZM263 157H264V156H263ZM9 158H10V157H9ZM9 158H8V159H9ZM34 158H35V157H34ZM81 158H82V157H81ZM87 158H88V157H87ZM91 158H92V157H91ZM145 158H146V157H145ZM157 158H158V157H157ZM171 158H172V156H171ZM171 158H170V159H171ZM173 158H174V157H173ZM173 158H172V159H173ZM179 158H180V157H179ZM188 158H189V157H188ZM93 159H94V157H93ZM170 159H169V160H170ZM174 159H175V158H174ZM244 159H245V158H244ZM247 159H248V158H247ZM113 160H114V159H113ZM134 160H135V158H134ZM144 160H145V159H144ZM156 160H157V159H156ZM162 160H163V159H162ZM184 160H185V158H184ZM184 160H183V161H184ZM199 160H200V159H199ZM199 160H197V161H199ZM214 160H215V159H214ZM241 160H243V159H241ZM245 160H246V159H245ZM245 160H244V161H245ZM248 160H249V159H248ZM6 161H7V160H6ZM56 161H57V160H56ZM94 161H96V160H94ZM136 161H137V160H136ZM138 161H139V160H138ZM141 161H142V160H141ZM148 161H149V158H148ZM158 161H159V160H158ZM171 161H172V160H171ZM204 161H205V160H204ZM231 161H233V160L231 159ZM231 161H230V162H231ZM263 161H264V160H263ZM127 162H128V161H127ZM209 162H210V161H209ZM213 162H214V161H213ZM219 162H221V161L219 160ZM89 163H90V162H89ZM89 163H88V164H89ZM153 163H154V162H153ZM161 163H162V162H161ZM161 163H160V164H161ZM177 163H178V162H177ZM179 163H180V162H179ZM205 163H206V162H205ZM224 163H225V162H224ZM224 163H223V164H224ZM233 163H234V162H233ZM241 163H242V162H241ZM246 163H247V162H246ZM83 164H84V163H83ZM88 164H87V165H88ZM90 164H91V163H90ZM96 164H97V163H96ZM119 164H120V163H119ZM119 164H118V165H119ZM157 164H159V163H157ZM180 164H182V163H180ZM207 164H208V163H207ZM84 165H85V164H84ZM97 165H98V164H97ZM121 165H122V164H121ZM168 165H169V164H168ZM173 165H174V164H173ZM176 165H177V164H176ZM183 165H184V164H183ZM185 165H186V164H185ZM193 165H194V164H193ZM200 165H201V164H200ZM211 165L214 166V164H211ZM211 165H210V166H211ZM217 165H218V164H217ZM249 165H251V164H249ZM254 165H255V164H254ZM149 166H150V165H149ZM171 166H172V164H171ZM187 166H188V165H187ZM187 166H186V167H187ZM197 166H198V165H197ZM197 166H196V167H197ZM205 166H206V165H205ZM237 166H238V165H237ZM12 167H13V166H12ZM82 167H83V166H82ZM93 167H94V165H93ZM120 167H121V166H120ZM124 167H125V166H124ZM178 167H179V166H178ZM191 167H192V166H191ZM217 167H218V166H217ZM221 167H222V166H221ZM250 167H251V166H250ZM85 168H86V167H85ZM85 168H84V169H85ZM100 168H101V167H100ZM155 168H156V167H155ZM164 168H165V167H164ZM201 168H202V167H201ZM204 168H205V167H204ZM213 168H214V167H213ZM218 168H219V167H218ZM255 168H256V167H255ZM260 168H261V167H260ZM7 169H8V168H7ZM26 169H27V168H26ZM26 169H25V170H26ZM55 169H56V168H55ZM82 169H83V168H82ZM115 169H116V168H115ZM121 169H122V168H121ZM124 169H125V168H124ZM149 169H150V168H149ZM157 169H158V168H157ZM172 169H173V168H172ZM214 169H215V168H214ZM224 169H227V167L224 168ZM247 169H250V168H247ZM253 169H254V168H253ZM9 170H10V169H9ZM87 170H88V169H87ZM92 170H94V169L92 168ZM103 170H104V169H103ZM103 170H102V171H103ZM164 170H165V169H164ZM176 170H177V169H176ZM202 170H203V169H202ZM206 170H207V168H206ZM206 170H205V171H206ZM208 170H209V169H208ZM210 170H212V168H211ZM215 170H217V169H215ZM229 170H230V169H229ZM245 170H246V169H245ZM250 170H252V169H250ZM12 171H13V170H12ZM88 171H90V169H89ZM95 171H96V170H95ZM107 171H108V170H107ZM186 171L188 172V170H186ZM197 171H198V170H197ZM213 171H214V170H213ZM225 171H226V170H225ZM240 171H241V170H240ZM240 171H239V173H240ZM252 171H253V170H252ZM254 171H255V170H254ZM83 172H84V171H83ZM92 172H93V171H92ZM105 172H106V170L104 171V173H105ZM116 172H117V171H116ZM126 172H127V171H126ZM165 172H166V171H165ZM180 172H181V171H180ZM208 172H209V171H208ZM208 172H207V173H208ZM227 172H229V171H227ZM258 172H260V171H258ZM261 172H262V171H261ZM42 173H43V171H42ZM93 173H94V172H93ZM113 173H114V171H113ZM130 173H131V172H130ZM153 173H154V172H153ZM172 173H173V171H172ZM185 173H186V172H185ZM188 173H189V172H188ZM200 173H201V172H200ZM219 173H220V172H219ZM242 173H243V172H242ZM249 173H250V172H249ZM255 173H256V172H255ZM4 174H5V173H4ZM87 174H89V176L91 175L90 173H87ZM132 174H133V173H132ZM139 174H140V173H139ZM179 174H180V173H179ZM189 174H190V173H189ZM191 174H192V173H191ZM196 174H197V173H196ZM205 174H206V173H205ZM217 174H218V173H217ZM256 174H257V173H256ZM5 175H6V174H5ZM9 175H10V174H9ZM108 175H109V174H108ZM122 175H123V174H122ZM122 175H121V176H122ZM202 175H203V174H202ZM202 175H201V177H202ZM221 175H222V174H221ZM221 175H219V176H221ZM240 175H241V173H240ZM11 176H12V175H11ZM94 176H95V175H94ZM96 176H97V174H96ZM96 176H95V177H96ZM216 176H217V175H216ZM219 176H218V177H219ZM243 176H244V175H243ZM252 176H253V175H252ZM257 176L259 177V175H257ZM6 177H7V176H6ZM72 177H73V176H72ZM90 177H91V176H90ZM92 177H93V176H92ZM112 177H113V176H112ZM144 177H145V176H144ZM204 177H206V176H204ZM214 177H215V176H214ZM4 178H5V177H4ZM11 178H12V177H11ZM123 178H124V177H123ZM189 178H190V176H189ZM209 178H210V177H209ZM215 178H216V177H215ZM25 179H27V178H25ZM49 179H51V178H49ZM98 179H99V178H98ZM116 179H117V178H115V182H116ZM125 179H126V178H125ZM125 179H123V180L125 181ZM129 179H130V178H129ZM140 179H142V178H140ZM166 179H167V178H166ZM198 179H199V178H198ZM206 179H207V178H206ZM218 179H219V178H218ZM28 180H29V179H28ZM91 180H92V179H91ZM96 180H97V179H96ZM96 180H95V181H96ZM106 180H107V179H106ZM158 180H159V179H158ZM196 180H197V179H196ZM222 180H226V181H224V182H226V183H230V185L232 184L233 186H234V184H236L237 181H239V180H237V178H236V176H235L234 174H226V175L223 176V179H222ZM257 180H258V179H257ZM52 181H53V180H52ZM118 181H119V179H118ZM128 181H129V180H128ZM133 181H134V180H133ZM198 181H199V180H198ZM3 182H4V181H3ZM24 182H25V181H24ZM50 182H51V181H50ZM145 182H146V181H145ZM199 182H200V181H199ZM205 182H206V181H205ZM209 182H210V180H209ZM241 182H242V181H241ZM260 182H261V181H260ZM4 183H5V182H4ZM4 183H2V184L4 185ZM8 183H9V182H8ZM52 183H53V182H52ZM131 183H132V182H131ZM193 183H194V182H193ZM22 184H24V183H22ZM144 184H145V183H144ZM144 184H142V185H144ZM242 184H243V182H242ZM3 185H2V186H3ZM34 185H35V184H34ZM34 185H33V186H34ZM146 185H147V184H146ZM148 185H149V184H148ZM153 185H154V184H153ZM190 185H191V184H190ZM200 185H201V184H200ZM226 185H228V184H226ZM247 185H248V184H247ZM115 186H118V185H115ZM119 186H120V185H119ZM132 186H133V184H132ZM138 186H139V185H138ZM140 186H141V184H140ZM197 186H198V185H197ZM202 186H204V185H202ZM208 186H209V185H208ZM217 186H218V184H217ZM236 186H237V185H236ZM23 187H24V186H23ZM52 187H53V186H52ZM97 187H98V186H97ZM142 187H143V186H142ZM164 187H165V186H164ZM166 187H167V186H166ZM224 187H225V188L227 187V189L230 188V187H228V186H224ZM30 188H31V187H30ZM53 188H54V187H53ZM93 188H94V187H93ZM132 188H133V187H132ZM137 188H138V187H137ZM168 188H169V187H168ZM187 188H188V187H187ZM189 188H190V187H189ZM205 188H206V187H205ZM212 188H213V187H212ZM237 188H238V186H237ZM252 188H253V187H252ZM252 188H251V189H252ZM254 188H257V187L255 186ZM35 189H36V188H35ZM102 189H103V188H102ZM102 189H101V191H102ZM127 189H128V188H127ZM185 189H186V188H185ZM206 189H207V188H206ZM215 189H216V188H214V190H215ZM262 189H263V188H262ZM0 190H1V189H0ZM130 190H131V189H130ZM146 190H147V189H146ZM193 190H194V189H192L191 192H192ZM197 190H198V188H197ZM200 190H201V189H200ZM203 190H204V189H203ZM216 190H217V189H216ZM216 190H215V191H216ZM224 190H225V192H226V189H224ZM224 190H222V192H224ZM233 190H234V189H233ZM246 190H247V189H246ZM2 191H3V190H2ZM54 191H55V190H54ZM101 191H100V192H101ZM119 191H120V189H119ZM144 191H145V190H144ZM150 191H151V190H150ZM177 191H178V190H177ZM187 191H188V190H187ZM205 191H206V190H205ZM229 191H231V190H229ZM18 192H19V191H18ZM50 192H53V191H50ZM121 192H122V191H121ZM124 192H126V191H124ZM134 192H135V191H134ZM151 192H152V191H151ZM237 192H238V191H237ZM250 192H252V191H250ZM259 192H260V191H259ZM4 193H5V192H4ZM26 193H27V192H26ZM95 193H96V191H95ZM98 193H99V192H98ZM127 193H128V192H127ZM141 193H142V192H141ZM147 193H148V191H147ZM175 193H176V191H175ZM175 193H174V194H175ZM193 193H194V192H193ZM197 193H198V192H197ZM228 193H229V192H228ZM234 193H235V191H234ZM261 193H262V192H261ZM47 194H48V193H47ZM52 194H53V193H52ZM99 194H100V193H99ZM117 194H118V193H117ZM142 194H143V193H142ZM150 194H152V193H150ZM174 194H173V195H174ZM185 194H186V193H185ZM194 194H196V191H195ZM194 194H193V195H194ZM221 194H222V193H221ZM245 194H247V193L245 192ZM249 194H250V193H249ZM263 194H264V193H263ZM20 195H21V194H20ZM24 195H25V194H24ZM92 195H93V194H92ZM95 195H96V194H95ZM146 195H147V194H146ZM146 195H145V196H146ZM154 195H156V194H154ZM159 195H160V194H159ZM198 195H199V194H198ZM210 195H211V194H210ZM210 195H209V196H210ZM212 195H213V193H212ZM233 195H234V194H233ZM47 196H48V195H47ZM49 196H50V195H49ZM58 196H59V195H58ZM63 196H64V195H63ZM97 196H98V195H97ZM118 196H119V195H118ZM130 196H131V195H130ZM142 196H143V195H142ZM175 196H176V195H175ZM209 196H208V197H209ZM228 196H229V195H228ZM234 196H235V195H234ZM241 196H242V195H241ZM245 196H246V195H245ZM248 196H250V195H248ZM248 196H247V197H248ZM262 196H263V195H262ZM27 197H28V196H27ZM52 197H53V196H52ZM98 197H99V196H98ZM160 197H161V196H160ZM184 197H185V196H184ZM199 197H200V196H199ZM204 197H205V196H204ZM206 197H207V196H206ZM208 197H207V198H208ZM226 197H227V196H226ZM254 197H255V196H254ZM11 198H12V197H11ZM58 198H59V197H58ZM96 198H97V197H96ZM146 198H147V197H146ZM228 198H229V197H228ZM231 198H232V197H231ZM256 198H257V196H256ZM256 198H255V199H256ZM263 198H264V197H263ZM18 199H19V198H18ZM18 199H17V200H18ZM32 199H33V198H32ZM129 199H130V198H129ZM147 199H148V198H147ZM181 199H182V198H181ZM187 199H188V198H187ZM197 199H198V198H197ZM197 199H196V201H197ZM201 199H202V198H201ZM208 199H209V198H208ZM259 199H260V198H259ZM261 199H262V198H261ZM11 200H12V199H11ZM33 200H35V199H33ZM102 200H103V199H102ZM170 200H172V198H171ZM249 200H250V199H249ZM263 200H264V199H263ZM18 201H19V200H18ZM21 201H22V200H21ZM56 201H57V200H56ZM95 201H96V200H95ZM105 201H106V200H105ZM142 201H143V200H142ZM188 201H189V200H188ZM202 201H203V200H202ZM204 201H208V200H204ZM224 201H225V200H224ZM230 201H231V199H230ZM242 201H243V200H242ZM98 202H99V201H98ZM123 202H124V201H123ZM151 202H152V201H151ZM197 202H198V201H197ZM199 202H200V201H199ZM209 202H211V201H209ZM232 202H233V201H232ZM13 203H15V202H13ZM17 203H18V202H17ZM101 203H102V202H101ZM104 203H105V202H104ZM121 203H122V202H121ZM131 203H132V202H130V204H131ZM182 203H183V202H182ZM206 203H207V202H206ZM228 203H230V202H228ZM254 203H255V202H254ZM21 204H22V203H21ZM27 204H28V203H27ZM185 204L188 205L187 202H186ZM204 204H205V202H204ZM218 204H221V203L219 202ZM248 204H249V203H248ZM98 205H99V204H98ZM131 205H132V204H131ZM133 205H134V203H133ZM141 205H142V204H141ZM141 205H140V206H141ZM198 205H199V204H198ZM198 205H196V206H198ZM202 205H203V204H202ZM207 205H208V204H207ZM251 205H252V204H251ZM15 206L17 207V205H15ZM27 206H28V205H27ZM27 206H26V207H27ZM104 206H106V205H104ZM118 206H119V205H118ZM157 206H158V205H157ZM184 206H185V205H184ZM216 206H217V205H216ZM241 206H242V205H241ZM241 206H240V207H241ZM261 206H263V205H261ZM22 207H23V206H22ZM99 207H100V206H99ZM101 207H102V206H101ZM107 207H108V206H107ZM124 207H125V206H124ZM141 207H142V206H141ZM150 207H152V206H150ZM158 207H159V206H158ZM186 207H187V206H186ZM198 207H199V206H198ZM207 207H208V206H207ZM248 207H249V206H248ZM250 207H251V206H250ZM252 207H253V206H252ZM46 208H47V207H46ZM104 208H105V207H104ZM125 208L127 209V207H125ZM153 208H154V207H153ZM164 208H165V207H164ZM180 208H181V207H180ZM191 208H192V207H191ZM205 208H206V207H205ZM209 208H210V207H208V210H209ZM224 208H225V207H224ZM30 209H31V208H30ZM60 209H61V207H60ZM101 209H103V207H102ZM107 209H109V207H108ZM107 209H106V210H107ZM113 209H114V208H113ZM113 209H112V210H113ZM145 209H146V208H145ZM155 209H156V208H155ZM181 209H182V208H181ZM201 209H202V208H201ZM243 209H245V208H243ZM110 210H111V209H110ZM115 210H116V209H115ZM148 210H149V209H148ZM151 210H152V209H151ZM158 210H159V208H158ZM161 210H162V209H161ZM179 210H180V209H179ZM186 210H187V209H186ZM221 210H222V209H221ZM248 210H249V209H248ZM257 210H259V209L257 208L256 211H257ZM263 210H264V209H263ZM30 211H31V210H30ZM46 211H47V210H46ZM100 211H101V210H100ZM107 211H108V210H107ZM169 211H171V210H169ZM203 211H204V210H203ZM203 211H202V213H203ZM210 211H211V210H210ZM210 211H209V212H210ZM215 211H217V210H215ZM225 211H226V210H225ZM241 211H242V210H241ZM2 212H3V211H2ZM101 212H102V211H101ZM149 212H150V211H149ZM172 212H173V211H172ZM174 212H175V211H174ZM176 212H177V211H176ZM200 212H201V210H200ZM209 212H208V213H209ZM213 212H214V210H213ZM235 212H236V211H235ZM30 213H31V212H30ZM104 213H105V212H104ZM119 213H120V212H119ZM121 213H123V212H121ZM178 213H179V212H178ZM195 213H196V212H195ZM230 213H231V212H230ZM241 213H243V212H241ZM68 214H69V213H68ZM112 214H113V213H112ZM139 214L141 215V213H139ZM139 214H138V216H139ZM191 214H192V213H191ZM204 214H205V213H204ZM209 214H210V213H209ZM212 214H214V213H212ZM217 214H219L218 211H217ZM217 214L215 213V215H217ZM226 214H227V213H226ZM24 215H25V214H24ZM156 215L161 216V217H163V218L166 219V217H167V215H169V213H168L167 211L164 210V212H162V213L154 212V216H156ZM183 215H184V214H183ZM205 215H206V214H205ZM220 215H221V214H220ZM220 215H219V216H220ZM45 216H46V215H45ZM109 216H110V215H109ZM109 216H107V218H108ZM133 216H134V215H133ZM133 216H132V217H133ZM208 216H209V215H208ZM208 216H206V217L208 218ZM236 216H237V215H236ZM29 217H30V216H29ZM124 217H125V216H124ZM134 217H135V216H134ZM139 217H140V216H139ZM213 217H214V215H213ZM238 217H239V216H238ZM240 217H241V216H240ZM242 217H243V216H242ZM249 217H250V216H249ZM261 217H262V216H261ZM157 218H158V217H157ZM163 218H162V219H163ZM168 218H169V217H168ZM171 218H172V217H171ZM176 218H177V217H176ZM227 218H228V217H227ZM232 218H233V217H232ZM255 218H256V217H255ZM208 219H209V218H208ZM225 219H226V218H225ZM253 219H254V218H253ZM256 219H257V218H256ZM256 219H255L254 221H256ZM17 220H18V219H17ZM86 220H87V219H86ZM109 220H110V219H109ZM152 220H153V219H152ZM154 220H155V219H154ZM220 220H222V219H220ZM231 220H233V219H231ZM239 220H240V219H239ZM239 220H238V221H239ZM11 221H12V219H11ZM33 221H34V220H33ZM69 221H70V220H69ZM87 221H88V220H87ZM87 221H86V222H87ZM110 221H111V220H110ZM110 221H109V222H110ZM134 221H135V218H134ZM155 221H156V220H155ZM162 221H164V220H162ZM166 221H167V219H166ZM196 221H197V220H196L195 218H193V217H189V215H188V217H178V218L176 219V227H175V228L180 229V233L183 234L184 231H183V232H181V231L183 230V228L185 227V225H186V224L196 223ZM216 221H217V220H216ZM226 221H227V220H226ZM233 221H234V220H233ZM233 221H232V223H233ZM251 221H252V220H251ZM15 222H16V221H15ZM24 222H25V221H24ZM74 222H75V221H74ZM80 222H81V221H80ZM159 222H160V221H159ZM169 222H170V221H169ZM169 222H168V224H169ZM197 222H198V221H197ZM247 222H248V221H247ZM262 222H263V221H262ZM21 223H22V222H21ZM58 223H59V222H58ZM65 223H66V222H65ZM78 223H79V222H78ZM78 223H77L76 226H78ZM110 223H111V222H110ZM153 223H154V221H153ZM171 223H172V222H171ZM171 223H170L169 225H171ZM219 223H220V222H219ZM219 223H218V224H219ZM222 223H223V222H222ZM224 223H225V222H224ZM227 223H228V222H227ZM235 223H236V222H235ZM237 223H238V222H237ZM240 223H241V222H240ZM259 223H260V222H259ZM16 224H17V223H16ZM71 224H73V222H72ZM87 224H88V223H87ZM90 224H91V223H90ZM113 224H114V223H113ZM164 224H165V223H164ZM203 224H204V223H203ZM203 224H201V225H203ZM225 224H226V223H225ZM233 224H234V223H233ZM241 224H242V223H241ZM261 224H262V223H261ZM25 225H26V224H25ZM42 225H43V224H42ZM42 225H41V226H42ZM73 225H74V224H73ZM80 225H81V224H80ZM85 225H86V224H85ZM156 225H157V224H156ZM162 225H163V224H162ZM192 225H193V224H192ZM195 225H197V224H195ZM198 225H199V222H198ZM206 225H207V224H206ZM206 225H205V226H206ZM211 225H212V224H211ZM215 225H216V224H215ZM68 226L70 227V225H68ZM74 226H75V225H74ZM92 226H94V225H92ZM111 226H112V224H111ZM111 226H110V227H111ZM148 226H149V225H148ZM153 226H154V225H153ZM157 226H160V225H157ZM189 226H190V225H189ZM219 226H220V225H219ZM224 226H225V225H224ZM224 226H223V227H224ZM238 226H239V225H238ZM242 226H243V225H242ZM244 226H245V224H244ZM248 226H249V225H248ZM250 226H251V225H250ZM255 226H256V225H255ZM260 226H261V225H260ZM262 226H263V225H262ZM143 227H144V226H143ZM146 227H147V226H146ZM160 227H161V226H160ZM168 227H169V226H168ZM172 227H173V226H172ZM172 227H171V228H172ZM215 227H217V226H215ZM233 227H234V226H233ZM233 227H232V228H233ZM236 227H237V226H236ZM256 227L258 228V226H256ZM15 228H16V227H15ZM101 228H102V227H101ZM108 228H109V227H108ZM166 228H167V227H166ZM169 228H170V227H169ZM191 228H192V227H191ZM229 228H230V227H229ZM232 228H231V229H232ZM244 228H245V227H244ZM33 229H34V228H33ZM58 229H59V228H58ZM81 229H82V228H81ZM148 229H149V228H148ZM154 229H155V228H154ZM158 229H159V227H158ZM198 229H199V228H198ZM202 229H203V227H202ZM204 229H205V228H204ZM206 229H207V228H206ZM209 229H210V228H209ZM220 229H221V227H220ZM30 230H31V229H30ZM91 230H92V229H91ZM94 230H95V229H94ZM107 230H108V229H107ZM141 230H142V229H141ZM163 230H164V229H163ZM173 230H174V229H173ZM187 230H188V229H187ZM187 230H186V231H187ZM189 230H190V229H189ZM189 230H188V231H189ZM200 230H201V228H200ZM224 230H225V229L223 228V231H224ZM226 230H227V229H226ZM234 230L236 231L237 229H234ZM240 230H241V229H240ZM1 231H2V230H1ZM48 231H49V230H48ZM48 231H47V232H48ZM80 231H81V230H80ZM83 231H84V229H83ZM191 231H192V230H191ZM198 231H199V230H198ZM198 231H197V232H198ZM212 231H213V230H212ZM219 231H220V230H219ZM230 231H232V230H230ZM235 231H234V232H235ZM41 232H42V231H41ZM49 232H50V231H49ZM63 232H64V231H63ZM156 232H157V231H156ZM164 232H165V231H164ZM178 232H179V230H178ZM192 232H194V231H192ZM209 232H210V231H209ZM214 232H215V231H214ZM221 232H222V231H221ZM244 232H245V231H244ZM250 232H251V231H250ZM256 232H257V231H256ZM69 233H70V232H69ZM81 233H82V232H81ZM81 233H80V235H81ZM133 233H134V232H133ZM133 233H132V234H133ZM142 233H144V232H142ZM172 233H173V231H172ZM185 233H186V232H185ZM190 233H191V232H190ZM43 234H44V233H43ZM49 234H50V233H49ZM55 234H56V233H55ZM57 234H58V233H57ZM73 234H74V233H73ZM75 234H76V232H75ZM78 234H79V233H78ZM93 234H94V233H93ZM140 234H141V233H140ZM144 234H145V233H144ZM159 234H160V233L158 232V235H159ZM178 234H179V233H178ZM192 234H193V233H192ZM203 234H205V233H203ZM213 234H214V233H213ZM220 234H221V233H220ZM223 234H224V233H223ZM242 234H243V233H242ZM245 234H248V233L245 232ZM250 234H251V233H250ZM252 234H253V233H252ZM256 234H257V233H256ZM53 235H54V233L52 234V236H53ZM61 235H62V234H61ZM83 235H84V234H83ZM85 235H86V233H85ZM94 235H95V234H94ZM108 235H109V234H108ZM137 235H138V234H137ZM137 235H136V236H137ZM146 235H148V233H147ZM164 235H165V234H164ZM175 235H177V234H175ZM195 235H196V234H195ZM221 235H222V234H221ZM226 235H227V234H226ZM235 235H236V233H235ZM72 236H73V235H72ZM91 236H92V234H91ZM134 236H135V235H134ZM139 236H140V235H139ZM148 236H149V235H148ZM152 236H153V235H152ZM156 236H157V235H156ZM160 236H161V234H160ZM189 236H190V234H189ZM200 236H201V235H200ZM231 236H232V234H231ZM233 236H234V235H233ZM237 236H238V235H237ZM34 237H35V236H34ZM44 237H46V236H44ZM57 237H58V236H57ZM94 237H95V236H94ZM141 237H142V236H141ZM157 237H158V236H157ZM157 237H154V238L157 239ZM161 237H163V236H161ZM168 237H169V236H168ZM170 237H171V236H170ZM213 237H214V236H213ZM213 237H212V238H213ZM225 237H226V236H225ZM228 237H229V235H228ZM23 238H24V237H23ZM85 238H87V237H85ZM95 238H96V237H95ZM107 238H109V237H107ZM138 238H140V237H138ZM143 238H144V236H143ZM148 238H149V237H148ZM165 238H166V237H165ZM199 238H200V237H199ZM202 238H203V237H202ZM223 238H224V237H223ZM226 238H227V237H226ZM234 238H235V237H234ZM236 238H237V237H236ZM239 238H241V237L239 236ZM251 238H252V237H251ZM251 238H250V239H251ZM56 239H57V238H56ZM60 239H61V238H60ZM81 239H82V238H81ZM135 239H137V238L135 237ZM163 239H164V238H163ZM163 239H162V240H163ZM169 239H170V238H169ZM177 239H178V238H177ZM200 239H201V238H200ZM206 239H207V238H206ZM213 239H214V238H213ZM217 239H218V238H217ZM227 239H228V238H227ZM227 239H226V240H227ZM229 239H230V238H229ZM231 239H232V238H231ZM246 239L248 240L247 237H246ZM250 239H249V240H250ZM23 240H25V239H23ZM44 240H46V239H44ZM61 240H62V239H61ZM67 240H68V239H67ZM92 240H93V239H92ZM144 240H145V239H144ZM164 240H165V239H164ZM184 240H185V239H184ZM198 240H199V239H198ZM211 240H212V239H211ZM211 240H210V241H211ZM233 240H234V239H232L231 241H233ZM251 240H253V239H251ZM257 240H258V239H257ZM42 241H43V240H42ZM46 241H47V240H46ZM49 241H50V240H49ZM56 241H57V240H56ZM80 241H81V240H80ZM80 241L77 242L78 246H79V242H80ZM90 241H91V240H89V242H90ZM153 241H155V240H153ZM157 241H158V240H157ZM179 241H180V240H179ZM186 241H187V240H186ZM216 241H217V240H216ZM224 241H225V240H224ZM229 241H230V240H229ZM229 241H228V242H229ZM241 241H242V240H241ZM255 241H256V238H255ZM263 241H264V240H263ZM26 242H27V241H26ZM44 242H45V241H44ZM44 242H43V243H44ZM81 242H82V241H81ZM93 242H94V241H93ZM122 242H123V241H122ZM139 242H140V241H139ZM142 242H144V241L142 240ZM183 242H184V241H183ZM183 242H181V244H182ZM192 242H193V241H192ZM200 242H201V241H200ZM228 242H227V243H228ZM234 242L236 243V241H234ZM248 242H249V241H248ZM24 243H25V242H24ZM69 243H70V241H69ZM150 243H151V242H150ZM153 243H154V242H153ZM155 243H156V242H155ZM243 243H244V242H243ZM245 243H247V241H245ZM9 244H11V243H9ZM35 244H36V243H35ZM52 244H53V243H52ZM54 244H55V243H54ZM62 244H63V243H62ZM86 244H87V243H86ZM140 244H141V242H140ZM142 244H144V243H142ZM166 244H167V243H166ZM183 244H184V245H189L190 243H189V244H186V243L184 242ZM192 244H193V243H192ZM195 244H196V243H195ZM211 244H212V243H211ZM233 244H234V243H233ZM237 244H238V243H237ZM252 244H254V243H251V245H252ZM258 244H260V243H258ZM12 245H13V244H12ZM59 245H60V244H59ZM64 245H65V244H64ZM67 245H68V244H67ZM82 245H84V243H83ZM104 245L106 246V244H104ZM136 245H138V244H136ZM157 245H158V244H157ZM160 245H161V244H160ZM215 245H216V244H215V242H214V246H215ZM222 245H223V244H222ZM239 245H240V244H239ZM242 245H244V244H242ZM247 245H249V244H247ZM255 245H256V244H255ZM255 245H253V246H255ZM3 246H4V245H3ZM65 246H66V245H65ZM85 246H86V245H85ZM133 246H134V245H133ZM144 246H145V245H144ZM147 246H149V245H147ZM152 246L157 248V246H154V245H152ZM164 246H166V245H164ZM182 246H183V245H182ZM192 246H193V245H192ZM202 246H203V245H202ZM204 246H205V245H204ZM225 246H226V245H225ZM225 246H224V247H225ZM229 246H230V245H229ZM231 246H232V245H231ZM259 246H260V245H259ZM12 247H13V246H12ZM72 247H73V246H72ZM72 247H71V248H72ZM76 247H77V246H76ZM79 247H80V246H79ZM90 247H91V245H90L88 248L90 249ZM130 247H131V246H130ZM134 247H136V246H134ZM160 247H161V246H160ZM194 247H195V246H194ZM235 247H236V246H235ZM245 247H246V246H245ZM260 247H261V246H260ZM4 248H5V247H4ZM9 248H10V247H9ZM53 248H54V247H53ZM67 248H68V247H67ZM98 248H99V247H98ZM105 248H106V247H105ZM121 248H122V247H121ZM138 248H139V247H138ZM142 248H143V247H142ZM145 248H146V247H145ZM158 248H159V247H158ZM158 248H157V249H158ZM161 248H162V247H161ZM166 248H167V252H169V254H167V255H169V256H168V259L165 258V259H167V263H169V264H193L192 261L188 260V259H190V258H188V259H182L181 256H180V258H181V259H180L179 257H177V256L174 254V251H173V243H170V242H169V243L167 244V247H166ZM166 248H165V249H166ZM185 248H186V247H185ZM198 248H199V247H198ZM232 248H233V246H232ZM261 248H262V247H261ZM30 249H31V248H30ZM62 249H63V247H62ZM62 249H61V251H62ZM77 249H78V248H77ZM80 249H81V248H80ZM174 249H175V248H174ZM176 249H177V248H176ZM180 249H181V248H180ZM180 249H179V250H180ZM191 249H192V248H191ZM213 249H214V248H213ZM219 249H220V248H219ZM225 249H226V248H225ZM246 249H247V248H246ZM251 249H252V248H251ZM258 249H260V248H258ZM122 250H123V249H122ZM150 250H151V248H150ZM161 250H162V249H161ZM188 250H189V248H188ZM238 250H239V249H238ZM261 250H262V249H261ZM58 251H59V250H58ZM64 251H65V250H64ZM67 251H68V250H66V252H67ZM77 251H78V250H77ZM91 251H92V250H91ZM91 251H90V252H91ZM104 251H105V249H104ZM124 251H125V250H124ZM157 251H158V250H157ZM163 251H164V250H163ZM165 251H166V250H165ZM190 251H191V250H190ZM208 251H210V250H208ZM222 251H223V250H222ZM235 251H236V250H235ZM239 251H240V250H239ZM22 252H23V251H22ZM22 252H21V253H22ZM66 252H65V253H66ZM79 252H80V251H79ZM87 252H89V251H87V249H86V253H87ZM100 252H101V251H100ZM125 252H126V251H125ZM137 252H138V251H137ZM141 252H142V251H141ZM205 252H206V251H203V250L195 251V254H196L195 256H197V258L207 257V254H206ZM210 252H211V251H210ZM210 252H209V253H210ZM224 252H225V251H224ZM226 252H227V251H226ZM250 252H251V250H250ZM259 252H260V251H259ZM261 252H262V251H261ZM18 253H19V252H18ZM36 253H37V252H36ZM53 253H54V252H53ZM72 253H73V252H70V254H72ZM80 253H81V252H80ZM142 253H143V252H142ZM179 253H181V252H179ZM184 253H185V252H184ZM212 253H213V251H212ZM212 253H211V254H212ZM215 253H216V252H215ZM215 253H213V254H214L215 258L217 259L218 257H216L217 254L215 255ZM240 253H242V252H240ZM54 254H56V253H54ZM78 254H79V253H78ZM88 254H89V253H88ZM88 254H87V255H88ZM124 254H125V253H124ZM146 254H147V253H146ZM148 254H149V252H148ZM157 254H160V253L157 252ZM157 254H156V255H157ZM228 254H229V253H228ZM231 254H232V253H231ZM249 254H250V253H249ZM249 254H248V255H249ZM259 254H260V253H259ZM46 255H47V254H46ZM46 255H45V257H47ZM63 255H64V253H63ZM83 255H84V254H83ZM121 255H122V254H121ZM132 255H133V254H132ZM144 255H145V254H144ZM167 255H164V256H167ZM179 255H180V254H179ZM179 255H178V256H179ZM209 255H210V254H209ZM245 255H246V254H245ZM17 256H18V255H17ZM23 256H24V255H23ZM23 256H22V257H23ZM25 256H27V255H25ZM39 256H40V255H39ZM68 256H70V255L68 254ZM116 256H117V255H116ZM133 256H134V255H133ZM148 256H149V255H148ZM150 256H151V255H150ZM249 256H250V255H249ZM249 256H247V257H249ZM256 256H257V255H256ZM256 256H255V257H256ZM1 257H2V256H1ZM12 257H14V256H12ZM45 257H44V258H45ZM51 257H52V256H51ZM70 257H71V256H70ZM78 257H80V256H78ZM91 257H92V255H91ZM135 257H136V256H135ZM151 257H153V256H151ZM151 257H150V258H151ZM162 257H163V256H162ZM212 257H213V256H212ZM212 257H210V258H212ZM219 257H220V256H219ZM226 257H228V255H227ZM234 257H235V253H234ZM245 257H246V256H245ZM28 258H29V257H28ZM40 258H41V257H40ZM62 258H63V257H62ZM67 258H69V257H67ZM131 258H132V256H131ZM154 258H155V257H154ZM215 258H214V259H215ZM235 258H236V257H235ZM250 258H251V257H250ZM253 258H254V256H253ZM13 259H14V258H13ZM15 259H16V258H15ZM46 259H47V258H46ZM46 259H45V260H46ZM121 259H122V258H121ZM136 259H137V257H136ZM144 259H145V257H144ZM163 259H164V258H163ZM208 259H209V258H208ZM212 259H213V258H212ZM221 259H222V257H221ZM221 259H219V260H217V261L215 260V261H216L215 264H226V263H225L223 260H221ZM226 259H227V258H226ZM247 259H248V258H247ZM255 259H256V258H254V260H255ZM7 260H8V259H7ZM45 260H44V261H45ZM50 260H51V259H50ZM60 260H61V259H60ZM62 260H63V259H62ZM69 260H70V259H69ZM72 260H73V257H72ZM72 260H71V261H72ZM74 260H75V259H74ZM133 260H134V259H133ZM151 260H152V259H151ZM151 260H149V264H150V261H151ZM154 260H155V259H154ZM236 260H238V259H236ZM236 260H235V261H236ZM245 260H246V259H245ZM2 261H3V260H2ZM9 261L11 262V260H9ZM17 261H18V260H17ZM41 261H42V260H41ZM44 261H43V262H44ZM54 261H55V260H54ZM124 261H125V259H124ZM127 261H128V260H126V262H127ZM158 261H159V260H158ZM162 261H163V260H162ZM208 261H209V262H212L213 260H212V261L208 260ZM228 261H230V260H228ZM251 261H252V260H251ZM251 261H250V263H251ZM0 262H1V261H0ZM5 262L8 263V261H6V259H5ZM35 262H36V261H35ZM49 262H51V261H49ZM57 262H59V261H57ZM69 262H70V261H69ZM129 262H130V261H129ZM133 262H134V261H133ZM142 262H143V261H142ZM145 262H146V261H145ZM165 262H166V261H165ZM205 262H207V261H205ZM230 262H231V261H230ZM248 262H249V261H248ZM260 262H261V261H260ZM12 263H14V262H12ZM25 263H26V262H25ZM29 263H30V262H29ZM62 263H63V262H62ZM66 263L68 264V262H66ZM72 263H73V262H72ZM103 263H104V262H103ZM103 263H102V264H103ZM105 263H106V262H105ZM105 263H104V264H105ZM136 263H137V262H136ZM160 263H161V262H160ZM167 263H166V264H167ZM213 263H214V261H213ZM213 263H211V264H213ZM262 263H264V262H262ZM8 264H10V263H8ZM37 264H38V263H37ZM42 264H43V263H42ZM73 264H75V263H73ZM78 264H79V263H78ZM98 264H99V263H98ZM111 264H112V263H111ZM116 264H117V263H116ZM122 264H123V263H122ZM128 264H131V263H128ZM154 264H155V263H154ZM156 264H157V263H156ZM230 264H231V263H230ZM235 264H236V263H235ZM245 264H246V263H245Z\"/></svg>",
	"mask_w": 264,
	"mask_h": 264
}]
</instances>
